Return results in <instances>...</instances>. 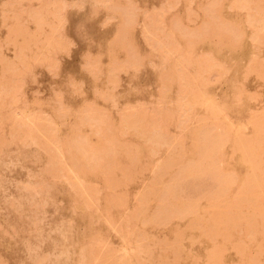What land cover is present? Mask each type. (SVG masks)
I'll return each mask as SVG.
<instances>
[{"label": "rangeland", "instance_id": "374dc122", "mask_svg": "<svg viewBox=\"0 0 264 264\" xmlns=\"http://www.w3.org/2000/svg\"><path fill=\"white\" fill-rule=\"evenodd\" d=\"M2 1H4V3H2V5H0V7H1L0 8V10H1L0 11V24L2 23L1 26H0L1 27L0 28V38H1L0 39V50H1L0 51V57L9 56L10 55V52L7 51L8 50L7 48L9 46H8V44H5V43H7V39L9 38L8 32H9L10 29H8V27L10 28L11 23L13 24V19H11V18H15L14 22H16L18 20L20 21L21 18L22 19L23 18L25 19L26 18V14H27V17H28L27 19H29V17H30L29 15H31L30 13H34L38 17H45V16H47L50 7L54 3L58 2L59 0H9V1H7V0H0V4H1ZM6 1H7V3H5ZM60 1H62V0H60ZM96 1L97 0H93L94 5L93 6L90 5L89 7H90L91 10L93 8H95V10H97L98 17H97V20H96V23H95V30L98 33L103 34V40L105 42L103 46L102 45L95 46V45H93V43L90 44L91 40H90V37L88 36V33L87 32H84V31H81V25H75V27H74V29L72 31L73 35H69L68 38H64V39L61 38V40L63 39L62 43H65L64 41L67 42V45L68 46H67L66 50L62 48L63 50L59 49L57 52H54V51L51 52V53L48 52V55L50 53L49 57H52L53 56L52 58L55 57L56 59L55 58L54 59L55 60H58L57 62H55V64H54V61L55 60L53 61V63L50 62L51 60H47L46 61V59L48 57L47 54H46L47 56H46L45 61H42V64H41V62H39L38 59H37V57L34 55V52H39L38 49H35V48H38L39 47V44L36 43L34 45L33 42H31V43L29 42V44L27 45V47L28 46H31V47L30 48H26L27 50H24V53H26V54H23V56L26 55L25 58H26V60H28L27 63H29L28 65H29L30 70H29V68L27 69V68H24L21 65H17V67L15 69L16 73L14 72V74L17 75L20 72H25V74L24 73L23 74H20L17 77L16 76L15 77H12V76L9 75V78H6V77H8V74H10V73L9 72H5V71H3V70L0 69V71H2L0 73H1V75H3L2 78H0V81L6 82V81H8L10 79L11 80L10 82L12 84L13 89H15L16 83L18 84L19 81H22L21 84H19L21 86L19 87V85H18L16 87V88H19L17 94H14V92H16L15 91L16 89L13 90L14 91L13 94H12V89H11V95H14V96L17 95L19 97V98L18 97H13V98L10 97V98H12L13 101H14L15 98H17V100L15 101V104H14L13 101L12 102L10 101L11 99H9V97H8L9 96V93L8 94H4V92H6L7 90H9L8 88H7V90L5 89V91L3 90L4 92L0 90V103L2 105V106L0 105V107L2 108V110L0 108V116L3 114L2 116L4 117V114L6 115L5 112L9 113V114H7V116L8 115H11L12 116V117L11 116H8V118L11 117L10 118L11 120H9L8 118L6 119L5 117H7V116H5L4 117L6 119L5 122H4L5 119H2V117H1L2 121L0 119V121L2 122V126L0 125V128H2L1 130H3V128H4V130L2 132L0 130L1 134L3 133V135L0 134V150H1L0 152H2V153H0V227H1L0 228V257H1L0 258V264L2 262H3V264H36L38 262H36L37 261V259H36L37 256L35 254H37L38 256L41 255V257L43 256V258H44V256L46 257L47 253L50 254V255H52L49 251L54 250L53 249L54 245H56V250H54V251H56L55 254L59 255L60 254L59 251H60L62 253V255H64V256H62L60 254L58 257H55L56 259L57 258L59 259L58 261L61 264H76V262H78L79 264H85V263L86 264H99L100 261L102 262V260L99 259V258L103 257V259H104V256H105L104 253H106V254H109L110 253L115 258V260H112L111 258H113V257L111 255H110L111 257L110 256L107 257V258H110L109 260L106 259L107 262L109 261V262H111V264L112 263L113 264H116L115 261L118 262L117 264H123V262L124 263L126 262V264L127 263L128 264H142V263H145V264H151V263L156 264L158 261H160L161 259L165 258L163 256H167L166 258H168V260L167 259L166 260L169 261V262H170V260H173V261L175 260L176 262H173V264H188V263H191V264L192 263L193 264L194 263H197V264H206V262H205L206 257H207V260L206 261H208L207 264H211L213 262L215 264H219V263L220 264H230L232 262L235 263L236 261L238 263H235V264H239L240 261H241L240 264L241 263L242 264H246V262L248 264L249 263L248 261H250L251 259H254L256 257L258 258V261L260 262L259 264H263L262 261L264 260V254H263L264 252L262 253V251H264V249H263L264 247L261 248L262 251L260 250V248H258L260 251L257 248H255V247H257L256 246V243L260 240L261 235L258 236L259 235V232L257 233V232H254L253 231L254 234L255 233L258 234V235H255V238H253L252 235L249 234L250 231H248V229L245 228V229H247L248 232L247 231H244V232H247L252 237V239L254 240V242H255V240L257 241L255 243L254 242L252 243V240L250 239L251 241L249 243V240H248L249 238L245 240L243 238V236H242L243 231H241V230H243L242 227L244 226V225L243 226H241V225L246 223V222H243L244 220H242V218H243L242 216L244 215L243 213H248L247 215L250 216L252 214L250 213V215H249V212H252V210L253 209L255 210L256 208L253 207V209L250 210V207L248 206L249 209L247 208L248 209L247 210L245 208L247 210L246 211L241 206H243V207H247V206L239 205L241 207L240 208V207L236 206V204L233 203V202H235L234 200H236V197L238 198V196L242 193V189L240 190V187H241L240 184L246 178L245 176H247V173L248 174L250 173V171H247L246 170V166L247 165L250 166V164L249 163L246 164L245 162H243L240 159L242 157L241 156L242 154L240 155V151L239 150L236 151V146H237L236 144H238L237 143L238 141H236V139L239 138V137H240L239 139H242V136L241 135L243 133H244V137L243 138H245V140L246 139L251 140V141H248L247 140L248 142H253L254 141V144L251 143V145L253 144V147H257L258 150L260 149L259 151L262 150V152H258L257 148L255 150L253 148V151L255 153H256V150H257L258 153H256L257 156L256 155L255 156L257 157V159L258 158L259 159L258 160L255 159V161H253L252 163L255 164L258 161L256 163L258 165V167H259L258 170H260V167H261V170L263 169L262 170V174H263V178H264V172H263L264 171V167H263L264 166V149H263V147H264V137H263L264 133H262L264 131V126H262V125H264L263 124L264 123V119L262 117V116H264L263 115V113H264V79L263 78L264 77H262V76H264L263 75L264 72L262 73L261 76H259L260 72H262L261 70L264 68V66H262V68H261L260 65H259V63H261V65L262 64L264 65V16H262V14H261V12L263 11L262 9L264 8V0H261L263 2H261L260 0H247V2H248L249 5L246 4L247 2L245 3L244 0H243L244 3H242L243 1H241V0H237V1L234 0V3L232 2L233 0H221L222 1L221 4H220V2H217L219 4L215 7V9L214 8H210V6L207 5L208 4V1L210 2V0H206V1H204V0H192V2L190 0L189 1L188 0H175V1L174 0L173 1L172 0H166V1H164V0H134L135 4L133 3L134 6L132 5L131 8L134 7V8H136V10L134 9V10H130V11L131 12L132 11L133 12L135 11L134 12V15H137L136 18L135 17H131V16H133V14H131V16H130V14H127V11L129 13V9L123 7L125 3H128V5L130 3V5H131V3H132L131 1L132 0L131 1H128L127 0L128 2H126V0H123V2L122 1H118V0H112V1L108 0V2H107V0H100V1H97V2ZM183 1H185V2H183ZM212 1H214V0H211V3L215 6V4ZM239 1H241V2H239ZM64 2H66V1L64 0ZM64 2L62 1L61 4H63ZM190 2H191V5H190ZM10 3H11V8H10ZM172 3H174L176 5H174ZM187 3L189 5H187ZM205 3H207V4H205ZM239 3L240 4L242 3L244 5L246 4L248 6V11H246V14L248 12V15H250V17L248 19L246 18L247 16L245 17V10H247V7L242 8L243 6L241 5V8L240 9H238V7H239L238 6L235 9L232 8V10H229V8H228L229 5H231V6H233L235 4L240 5ZM7 4H8V6H7ZM169 4H172V7H169L170 6ZM198 4H201V5H199V8H197V5ZM203 5L206 6V7L203 8ZM226 5H228V6H226ZM4 6H6L7 8L4 7ZM189 6L191 8H188ZM214 6H212V7H214ZM219 6H221V7H219ZM76 7H71L69 9L73 11V14L75 15V17H80L81 14H83V12L85 10L82 7H77V8ZM185 7L189 9V10L187 9L188 11H186V12L184 11ZM208 7H209V10L210 11L213 9V10H215L214 12L216 13V15H215V13L213 11H211V12H213L212 14L210 13L212 15V18L215 17L214 19L210 18V19L213 20V21L211 20V22L214 23V21L217 19L216 16L218 17L217 20H220L221 19L220 20V24L218 23L219 21H215L216 24H218L217 25L218 27L217 26H214V25H216L215 23H214V25H212V23H210V22L208 23V21H210L209 20V17H208V13L206 14V12H207L206 10H207ZM217 8H218V10H216ZM126 9H128V10H126ZM139 9H141V10H139ZM190 9H193V10H190ZM241 9H243V10L241 11ZM5 10H8L9 12L7 11L8 12L7 13ZM260 10H261V12H260ZM2 11H3V13H1ZM188 12H189V14L192 13L191 14L192 17L190 15H188ZM5 13H6V15H5ZM263 13H264V11H263ZM3 14H4L5 18H2ZM204 14H205V16L207 15L208 18L205 17ZM128 16H130L131 17L130 19H132V20H125V19H127ZM19 17H21V18H19ZM187 17L189 19L193 20V21H190L189 19H187ZM6 18L10 19L11 21L8 20V19L6 20ZM173 18H176L175 21L177 23L178 22L180 23V24L175 23V24L178 25L176 27H178V28L180 27L181 32L183 30V33L184 34L186 33V31L184 32V28H185V30H187V29L188 30H191L192 29L193 31H188L187 30V32H188L186 34L187 36L184 35L183 33H181L179 30H178V33L176 31H174V30L172 32L171 29L174 28V27H172L173 25L171 24L172 25L171 26L170 23H172V21H174ZM184 18H186V19L184 20ZM195 18H197V19H195ZM2 19L4 20V23H3ZM120 19H122V20L120 21ZM170 19H171V21H169ZM223 19H224V21H223ZM123 20H125L124 25L122 24V21ZM188 20L191 23L188 22ZM180 21H182V22H180ZM203 22H207L208 23V26H209L207 28L208 30L205 29L207 27V24L206 23H203ZM229 22H230V25H229ZM201 23L204 25V27H202V28H204L205 30L204 29H202V30L200 29V27L202 25ZM231 23L233 25H231ZM63 24H62V27H63V30H64V28H66V23H63ZM121 24H122L123 27L130 28L127 33H124L123 32L122 35H126V36L119 35V32L120 31H118V30L121 28L120 27ZM199 24H200V27H199ZM235 24H236V26H235ZM221 25L223 26V30L220 32L219 30L222 29V27H220ZM27 26L30 28L29 32L32 33L31 32L32 29H33L32 26H30V24H28V23H27ZM226 26H227V30L225 28ZM228 26H230V27L228 28ZM117 27H118V29H117ZM215 27H217L218 30H216ZM233 27H235V28H233ZM237 27H239V28H237ZM210 28L213 29L212 30L213 32L210 30ZM231 28L234 29V30L235 29H238L239 30V32H238L239 36L243 35V37L242 38L240 37V39L237 40L239 38L238 37V34L236 33V30H235V32H232L233 30ZM150 29H151V31H150ZM197 29L200 30L201 33ZM230 29H231V31L228 32V30H230ZM6 30H7V33H5ZM116 30H117L118 33L116 32ZM131 30H133V32H131ZM194 30H196V31H194ZM203 30L204 31H209L210 30L213 34H209L210 32L209 33L208 32H205L206 34L208 33L207 35H208L209 38L208 37L204 38L206 34H204V36H203V34H202V31ZM214 30H215V32L216 31L217 32L214 33ZM223 31H227V33L226 32L225 33L228 36L230 35V33L231 34L232 33H235L237 35L235 37H238V38L235 39V37L233 36L234 37L233 38L234 40H232L231 39L232 36H229V37H231L230 38L231 41L230 40H227L224 37L226 35L223 36L224 33L221 34ZM158 32H159L160 35L158 34ZM251 32H252V34H251ZM128 33H129V35H128L129 40L128 41L130 43L132 42L131 45L134 46V47H136V48L131 47L130 45H128V44H130L129 42H127L128 44H126L125 47H127V46L128 47H131V48H128L127 47L126 49H128V50H131V49L134 48L135 51L134 50H132V51H134V52L137 51L136 52V55H135V53H130V55H128L129 53L124 52L125 49L123 51V49L121 48L124 45V43L127 41V34ZM165 33H166V36H165ZM168 33H171L170 34L171 36L168 35ZM199 33L202 36V38L199 37L200 39L198 38V36L200 35ZM217 33L221 34L222 37L221 36L215 37V35H219ZM253 33H254V35H253ZM161 34H163V35H161ZM177 34H179L180 36L177 35ZM197 34H199V35L197 36ZM249 34H251V35H249ZM149 35H150V37H149ZM155 35H156V37H155ZM209 35H211V36H209ZM98 36H100V35H98ZM162 36H164V37H162ZM167 36H169L170 38L172 37L173 39L171 38V40H170V38H167ZM184 36H186L187 38L184 37ZM124 37L126 38V39H124V41L125 40L126 41L124 43H122V45H121V42L120 41H122ZM160 37L163 39L162 42H161L162 39L160 40L161 43L164 42L165 44H167L168 41L171 42V41L174 40L171 43L173 45L175 43V45L173 46L170 43V45L172 46V48L170 46V49H168V47H165V45L164 46L163 45H160V44L158 45L157 38L159 40ZM178 37H180V38H178ZM182 37L183 38H186V39H182ZM190 37H192L194 39L193 40L191 38L192 41H195L196 40L199 43L194 44L196 41L193 43L191 41ZM152 38L153 39L156 38V41H155V39L152 40ZM5 40H6V42H5ZM149 40H152V41H149ZM166 40H167V42H165ZM186 40H188V42L190 41L191 43H188ZM152 42L154 44H152ZM177 42H178L179 47L177 45ZM226 42L230 43L231 46L228 44L229 47L226 48ZM115 43H116V45L118 43L119 44L117 46H115ZM219 43H221V45H218ZM192 44H193V46H192ZM119 45H121L120 46L121 49H118L119 48ZM32 46H36V47H32ZM108 46H110V47H108ZM161 46L163 47V49L170 50V51H168L169 54L166 53L167 54L166 55L165 52H167V51H164L161 48ZM173 47L176 48V49H174ZM179 48L182 50V51L180 50L181 52L178 50ZM184 48H187L186 49L187 51H184ZM220 48H222V49L220 50ZM107 49H108V51L110 53H107L108 52ZM211 49H214V52L215 53L212 52ZM128 50H126V51H128ZM174 50H176V51L174 52ZM111 51H113V54L111 53ZM177 51H179L180 53H178ZM190 51H192L194 53L193 54L194 56L192 55V52H190ZM184 52L185 53L186 52L190 53L189 56H187L188 53L185 54ZM202 52H204L203 53L204 56L202 55ZM207 53H210V56L211 57L213 56V58H212L213 60H210V61H214L216 59V63L212 62V64L214 63V65L213 66L210 65V68L209 69L211 70V68H213V70H211V71L208 70V72L207 71L205 72L204 70H207L208 69L207 66L209 67V64L211 62L208 60L207 63H202V65H201V64H199L198 61H200V59L202 57H203L202 59L207 58L209 56ZM252 53L255 54L256 56L255 55H252ZM97 54H98V56H100V59H99V62L100 63L96 60V58H99L97 56ZM146 54H147V56H146ZM178 54H180V55L182 54L185 57L181 58L182 56L180 57ZM205 54H207V57H205ZM124 55H126V56H124ZM138 55H144L143 56V59L142 58L139 59L138 58ZM31 56L33 58H36L37 59L36 62H35L36 65L33 64L34 61H35V59H34L33 62H32L33 59L32 58L30 59ZM86 56H87V58L89 57L88 60H87ZM130 56H132L131 58H133V59H129ZM134 56L137 57L138 59L136 60L134 58ZM192 56H193V58H192ZM250 56H251L252 59L255 58V57H257V58H260L261 57L263 60L261 61V58H260V60L259 59L257 60V58H255V59H253V61H250L251 60ZM125 57H126V59H125ZM160 57L163 58L164 63L161 61L162 59ZM175 57H176V59H175ZM189 57H190V59H189ZM43 58H45V57H43ZM52 58H50V59H52ZM177 58L182 61L181 64L179 63L180 60L178 61ZM196 58H197L198 61L196 60ZM208 58H210V57H208ZM185 59H187V60H185ZM90 60H91V62H90ZM117 60H118V62H116ZM254 60L256 61V64H255ZM140 61H141V64L138 63ZM171 61H174V62H171ZM194 61L197 62L196 63L197 65L195 64ZM218 61H219L220 64H222L224 66V68L225 67L227 68V71H225V69L223 70L222 69L223 67H221V65H220V68L221 69L218 70V68H219V67L217 68ZM257 61H259V62H257ZM46 62H49V63H46ZM112 62L114 63V65L118 66L117 68H119L125 62L124 65H122V66H124L126 68V69L124 68L126 70L125 73L123 72V70H124L123 68H119V70H122L120 72H119V70L117 72V68H116L115 69L116 72H114L115 70L113 71V69L116 66H114ZM131 62L132 63L134 62L132 66H131ZM50 63L51 64H54V65L58 64V65H56L57 66V69L56 70H55V66H53L54 69H53V72L52 73L56 72V73H54L55 75L52 74V73H49L52 70L50 68ZM117 63H121V65L119 66ZM135 63H136V67H133L135 65ZM185 63H186L187 66L188 65L189 66L188 67H185V69H184V67H181V66H183V64L185 66ZM46 64H48V66H49L48 68L51 69L50 71H48L49 69L46 68V66H45ZM95 64L96 65L98 64V65L95 66ZM125 64H127V67L125 66ZM161 64H162V67L160 66ZM215 64H217L216 67H214ZM157 65H158V67H157ZM198 65L201 68L202 67L204 68V69L202 68L203 70H201L202 73H200V71H199L200 70V67H198ZM93 67L97 68V70L95 69L96 71H94ZM169 67H170V69L171 68H173V69L170 70ZM0 68H3V65L2 64L0 65ZM17 68L19 70H21V69L22 70L19 72V70ZM133 68L136 69V70H134ZM181 68H183L184 70L181 69ZM205 68H207V69H205ZM25 69H27L28 71L25 70ZM186 69H188V71ZM191 69L192 70H197V71H195V72L193 71L192 72ZM132 70H134V71H132ZM88 71L91 72V73H89ZM97 71H99V72H97ZM146 71H149L152 74L149 78L145 77V74L144 73H146ZM170 71H172V72L174 71L175 73H178L179 72L178 73V76L179 77L180 76L184 77L185 74H187V75L185 76L186 78L181 79L182 77L179 78L177 76H173L174 74L172 73L173 75L172 74L171 75L174 77V79H172L173 78L172 76L170 78L167 77L168 75L170 76V74H168ZM181 71H185V72L183 73ZM224 71H225V75L222 76V74H224ZM263 71H264V69H263ZM108 72L110 74H108ZM96 73H97V76L95 78L94 76H95ZM195 73H196V76H197L196 78L194 76ZM90 74H91V76H90ZM114 74L116 75V77L114 76ZM161 74H162V76H161ZM179 74H181V75H179ZM190 74H192V75H190ZM83 75H84V77H83ZM106 75L107 76L109 75L110 77H107ZM198 75H199V77L202 76L200 78L201 81H202V79L205 80V77H207L208 79H206V81H204V83L203 82H200V80L198 79L199 78ZM31 76H33V78ZM113 76H114L115 79L112 78ZM120 76L124 78V81L123 82H118ZM191 76H193V79H192ZM219 76H220V78H219ZM81 77H83V78H81ZM162 77H165V79H169V82L172 80L173 82H170L171 83V86L168 83H166V84H168L167 85L168 87L167 86L165 87V85L163 87L160 86V85H163V84H160V83H162L160 81V79ZM175 77H176L177 80L175 79ZM190 77H191V79H189ZM4 79H5V81H4ZM81 79L82 80L84 79V81H81ZM108 79H109L110 83H109V81H108V83L106 82V80H108ZM111 79L112 80L114 79L112 81L113 82L112 84L113 85L115 84L114 86L111 84ZM116 79H117V83H114ZM188 79L191 80V81L189 82ZM262 79H263V81H261ZM54 80H58L59 83L61 84V88L64 89L67 93H73V91H76L75 93H73L74 94L73 97L71 96L73 98L72 101L69 103L71 105L69 107L67 105H64L65 107L64 106L63 107L61 106L62 107V110H63V108H65V109L68 108L65 111L63 110V112H65V114L63 113L65 116L64 115H61V113H60L61 108L59 109V114L60 115L58 114L57 110H55V109L59 108L58 107L59 104L62 103V105H63V103H64V99L62 97H60V96H56V93L54 95V98L52 100H50L51 102L47 103V105H39V104L36 105V104H34V101L36 102L38 99L44 98L45 95L43 94L42 91H44L45 89H48L49 92H52V94H54V90H53L52 85H51V82L54 81ZM161 80H163V79H161ZM185 80H187L188 84H187V82ZM69 81H70V83H69ZM176 81H177V84H176ZM166 82H168V80ZM72 83H73V87L74 88L71 85ZM128 83H130V84H128ZM199 83H203L204 85L206 83L207 85L203 88L204 85L201 84L202 85V87H201V85L199 86ZM132 84L135 87H131ZM164 84H165V82H164ZM183 85L185 87H183ZM188 85H190V86H189L188 89H186L188 87ZM4 86H6V85H4ZM77 86H79L80 88L77 87ZM194 87H200L199 89H202L203 90L202 93H201L200 90L197 92V88H194ZM84 88H86V90H84ZM134 88L141 89V90H143V92H145L144 93L145 97L140 100L141 102L140 101H137V103H135L136 101H132L130 99L128 93L131 92ZM241 88L243 90L240 91ZM163 89H166V92L167 93ZM191 89H192V91H195L197 93L200 92V93L198 95H196L197 93L193 92L194 94H192V93H190ZM92 90H93V92H92ZM159 90L161 91V94H162V95L160 94V96H158L159 93H160ZM245 91H247L249 93H246ZM253 91H255V92H253ZM20 92H22V95H20ZM236 93H237V95H235ZM188 94L196 95V98H194L192 96H189ZM250 95H252V97ZM149 96H150V98H149ZM234 96L237 97V99H238L239 102L235 100L236 98ZM248 96H250L251 99L253 98V99H256V100L249 101V97ZM2 97H4V101L2 100L3 99ZM55 97H57V98H55ZM59 97L61 98V100L59 99ZM161 97H163V99H161ZM198 97L199 98L203 97L204 101H203V99H200L201 102H198L199 101V98ZM8 99H9V101H8ZM102 99H104V101ZM106 99H110V100H106ZM156 99H158V101ZM190 99H192V100L190 101ZM6 100L9 102V104L6 102ZM55 100L56 101L58 100V103L59 104ZM88 100L89 101L91 100V101L90 102H87ZM159 100H161V101H159ZM2 101L4 102V104L2 103ZM92 101L95 103V104L93 103V106H96V107H93L94 109H92V108L90 109L89 108V106L90 107L92 106V103H91ZM155 101H157V102H155ZM113 102H114V104H113ZM138 102H139V104H138ZM143 102H144V104L142 105ZM149 102H151L152 105L151 104L146 105V103H149ZM10 103H12L11 106H10ZM82 103L84 105L86 103V107L85 106H82L83 105ZM88 103H89V106H87ZM199 103H201V106H200ZM132 104H134V105L131 106ZM194 104H196V106ZM122 105H123V107H124V105L126 106L125 108H126L127 111H124L123 107L121 109V106ZM209 106H211V107L213 106L214 108H216V112L215 113L213 112V113L210 114V112L212 111V108L213 107L211 108V111H210V109H209L210 107ZM133 107L134 108H137L139 110L136 109V111H135ZM199 107H201V108H199ZM220 107H222V108H220ZM84 108L86 109V111H85ZM101 108H103V110L101 111L102 112V119H101L100 116L98 117V115H100V114H98V111L101 110ZM128 108L133 109V111L130 112L131 109L128 110ZM144 108L145 109L147 108V109L144 110ZM203 108H205V112H204V109ZM89 109H90V111L93 110L94 112H97V116L95 115L94 112L92 114L89 111L87 112V110H89ZM193 109H195V110H193ZM249 109H251L252 111L250 112ZM104 110H106V112ZM217 110H220V111L217 112ZM221 110H222V112H221ZM39 111L43 112V117H41L42 114H41V112L39 113ZM82 111L85 114L87 112L88 114H91V115H89V116H88V114L85 115V114L81 113ZM192 111H193V113H192ZM214 111H215V109H214ZM119 112H122V113H119ZM128 112H129V114L135 113V115L138 116V117L141 115L139 117L140 119L138 121L139 122V125H142L143 122L146 120V117H147V120L144 122V126H146L145 124H147V123L148 124L150 123V124L147 125L149 128L146 129V127H145V130H144L145 133L143 132V134L145 136L147 134L146 132L149 131L150 134H151V130H152V132L153 131L155 132L157 130L156 133L158 134V131H159V133H162V137H163V135L166 136V137L169 135L170 136V137H168L169 140H165L166 138L162 139L163 141H160L161 139H158L159 141L157 139H153V142H152V141H149L144 136L141 137V135H138V133L135 134V132H136L135 130H134V132L133 131L130 132L131 131V128H129V131L126 130L128 128L126 126L123 127L124 124L122 126V123H123L122 122V120H123L122 117L124 118L127 115ZM136 112H137L138 115L136 114ZM141 112L142 113L144 112V113H147V114H142ZM219 112H221V114ZM80 113H81V115H80ZM116 113H117V115H116ZM123 113H124V116L122 115ZM218 113H219V115H218ZM222 113L223 114L224 113L226 114V118L223 117L225 114L223 115ZM51 114H55L56 116L58 115V118L61 117V119L60 118L58 119V123L56 122V124H58L60 126V129L61 130L59 128H57V126H56V128H54L52 126L54 123L51 121V118H50L51 117ZM74 114H76V116ZM107 114H109L110 119H108V117H106V116H108ZM192 114H194V115L195 114L196 115L201 114V115H199L197 117H194V115L192 116ZM212 114H215V116H211ZM78 115L79 116H83V117H89V118H85V119L82 118L83 119L82 120L81 118H79ZM142 115H146V116H142ZM149 115H151L152 117L149 118L148 117ZM249 115L252 117V119L254 118L253 121L250 119ZM33 116H34V120H36V122L34 120H32ZM202 116H204V119L200 121L199 119H202L203 118ZM38 117L41 120V122H39L37 120ZM40 117L41 118H44V120H46V122L43 121L44 122L43 123L42 122V119ZM76 117L79 118V121H81V120L84 121L85 120V123L81 121V123L82 124L84 123L85 125L83 124L82 126H80L79 125L80 122L78 123V118L76 119ZM143 117H145V119ZM198 117H199V119H198ZM211 117H213L214 120H212L213 118H211ZM261 117H262V119H261ZM206 118H208L209 120L205 121ZM216 118H218V120H215ZM12 119H13V121H12ZM259 119H261V120H259ZM31 120H32V122H31ZM101 120H103V121L106 120V122L102 123V122H100ZM107 120L110 121V122L108 123ZM119 120L121 122L120 124H118L119 123ZM150 120H151V122H149ZM211 120H212V122H211ZM255 120H259L257 122L260 123V126L261 127L258 126L259 124L257 122H256V125L253 124V123H255L254 122ZM48 121L49 122L51 121V123L48 124L47 123ZM218 121H219V124L217 125V122ZM248 121L249 122H253V123H251V125H253V127L249 124ZM61 122H62V124H61ZM63 122H64V124H63ZM228 122H230V123H228ZM9 123L13 124V127L16 125V129H15V131H16V137H15V135L14 136L12 135V133L15 134L14 133V128H13V130L8 131V130L11 129L10 126H9V128L7 126V124L9 125ZM38 123L39 124H43L42 126H44L45 123L46 124H45L44 128H36L35 126ZM75 123L78 125L77 126L78 129L76 128V124ZM204 123L205 124L207 123V124L205 125ZM231 123H232L233 127L230 125ZM241 123H242V127L240 125ZM246 123H248V125ZM261 123H262V125H261ZM73 124H75V130L77 129L76 130L77 132L74 130V128H72ZM103 124H105V125H103ZM107 124H111L112 126H115L116 129L113 128L111 125H109L110 127H112L110 129V131L111 132L114 131L113 133L109 132L108 130H107V132L104 131V129H106L105 126ZM211 124H213V125H211ZM215 124L217 126H220V127H217ZM225 124L227 126H225ZM228 124L231 126V129L232 130L230 129L228 131V128H230V126H228ZM47 125L48 126L50 125L49 126V129H48ZM200 125L201 126L204 125V127L202 126V129H201V127H198ZM237 125H238V127H241V128L236 127ZM254 125H255V127H254ZM33 126L35 127L36 130L35 129L34 130L32 129ZM101 126L104 127V129ZM144 126H142V128ZM243 126L246 127V130H242L244 128ZM151 127H154L153 128L154 130ZM235 127H236V129H234ZM29 128H30V130H29ZM45 128H47L49 131H51L52 136H51V134H48L49 131L46 132L47 129H45ZM79 128H80V130H79ZM198 128H200L199 129L200 132H201V130L205 131L204 129H206L205 132H207V133L210 132L209 135L217 136L219 138L221 137L220 139L222 140V143L220 145H222V144L223 145L221 147L222 148L221 149V152L218 151L219 153L216 154L217 156L215 155L216 157H218V159L216 157H214L215 158L214 159L215 161L218 160V163L216 162L217 165L215 163H214V165H215V168H217V167L219 168L220 167V163H221L220 170L222 171V173H226V172L228 173L229 172L228 173L229 175L226 174V176L227 175H228V177L231 176V178L233 179V181L236 180V182H235L234 185L231 184L233 186H230V184H227L228 186H230V188L228 187L227 188L228 189L227 191L225 189L224 190V193L225 192L226 193L225 194L223 193L224 196H223V194H221L222 195V197H221V195L218 196L217 193H215V192H218L217 190H218L219 187L218 188H215V187H217L216 185H218V184H217L216 181H214V179H211L210 180V177L207 178V176H202V177H204V179H203L201 176H199V177H201V180L200 181H198L200 179L199 177H197L193 181V183L194 182L196 183V185L194 186V189H193L192 186L190 188V185L189 186L188 185H185L186 187L185 186H181V188L180 187L178 188L180 191L178 189H176V190H178L177 192L175 191L176 194L178 192H180L179 194L182 193L181 195L183 196V198L186 201V203H188L189 205L188 204H185L184 200H183V202H182V200L180 201V199L178 200V197L180 195H178V196H176L174 198V200L176 198H177V200H175V201L172 200V203L174 202L173 205L176 204V206H177V204H178V207H180L182 204L183 205L185 204V206H187V205L188 206L193 205V206H191V208L194 207L195 210L194 209L191 210V208L189 207L190 209L189 208L186 209L188 211L187 212V211H185V208H180L181 210H183V212L185 211L186 215L188 213L189 216H185L184 213L182 212L183 213L182 214L183 218L181 216H179V214L176 217L177 212H175L176 214H174V215H175L176 218H172L171 220H169L168 221L169 223H166V222L163 223L162 222L164 224V226L161 227L160 226V222H159V224L156 223L157 220H155V223L157 225L154 223V221H153V224H151L152 222L150 221V219H151V216L153 214H151L150 218L149 217L147 218L146 215L149 216V213L152 211V209H156L158 207V205H159V202H158L159 199L157 200V198L159 196L157 197L154 193H152L153 191L156 192L157 190H156L155 186H154L155 189L153 188V186L151 187V185H156V183L158 182L157 179H159V177L155 178V174H157L159 172V168H160L161 165H164L166 163H167V165L168 164L170 165V163H172L171 164V165H173L172 168H171V165L170 166L168 165L169 166L168 169L171 168L173 170L170 169L169 171H167L168 172L167 175H166V172L164 171L165 172V176L164 177H162L160 175L161 176V178H160L161 180H159V183L158 184L161 185L160 183H163L164 185H166L165 183H167V181L171 179L170 177H174L175 175H177V171L174 170V169H176V167H177V170L178 171H181V170H183L184 168L187 167L188 162L190 160H192V161L195 160V162L198 160L197 157H199V156H197V155H199V154H193L194 157L191 156L192 154L190 155V152L193 151L194 148L192 149V147H191V146H193V144H189V140H191V138L189 139V137H193V139H192V141L190 143H193V140L195 139L194 140L195 141V145H194L195 146V149L194 150H196V149H198V148H196L197 145H198V142H203V141L206 140V136L205 135L199 134ZM208 128H211L212 131H210L211 129H208ZM255 128H256V130L258 128H260V131H261V132L259 131V133H261L260 135L257 132L259 129L256 131V133H257L256 135L259 136L258 138H256L257 136H255V133H254ZM37 129H38V131L41 132L42 135L40 134V132H37ZM113 129H115V130H113ZM148 129H150V130H148ZM224 129L226 131H224ZM261 129H263V131ZM44 130H45V132H44ZM55 130H56V134L54 135L55 132L53 133V131H55ZM24 131H25V134H24ZM78 131H79V134H78ZM123 131H124V135H127L128 133H130L131 134L130 135L131 137H129L128 136L129 134H128L127 136H125V137L123 136V138L122 137L120 138V135L122 136ZM127 131H128V133H127ZM193 131H194V133L198 131V133H195L194 134ZM234 131H235V134H236L235 136H238V137H236V139H235V136H234ZM237 131H238V134H237ZM33 132L35 134L38 133L41 136H38V135L35 136V135L32 134ZM101 132H104V133H101ZM205 132H201V133L203 134ZM227 132H229V133H227ZM28 133L29 134L31 133L30 135H32L31 137L33 138V141H32V138L30 136H28ZM90 133H92V134H90ZM125 133H127V134H125ZM133 133L135 134V137L137 136L136 138H138V136H139V137H141V139L142 138H145V139H142V140L141 139L140 140L139 139H136V138H134ZM248 133H249V135H248ZM74 134H77V135H74ZM81 134H83V135H81ZM109 134H111V135H109ZM150 134H147V135H150ZM190 134H192V136H190ZM10 135H11V139H13V141L10 139ZM46 135H48V137H46ZM84 135H85V137H84ZM103 135H105V136L103 137ZM106 135H108V138L110 136H112L111 137V141L112 142L111 141H108V143H112L113 144V145L111 144V146H112V147L110 146L111 148H113V149L116 150L117 147L119 146L118 149H117L119 152L116 151L118 153V155H120V154H122V152H124V150L122 152H120V150H121V148L124 149L123 147H126L125 145H127V142H128V145L127 146L129 147V150H130V144L131 143H132L131 144V150L132 149H135L136 147L137 148H141L144 145L147 146V142H148V144H150L149 146H147L148 147L147 148L148 150H149V148L151 149L149 152L146 151L147 149L144 148L145 146L142 147L140 149V151H139V149L136 150L137 152L135 150H132L133 152L135 151V154L134 155H132V151H128V153L131 154L130 155L131 156L130 158H127V157H129V154H127V150H128V147H127L126 148L127 150L125 149V151H126L125 152L126 153L125 155H127V156L126 157L123 156V161H122L121 155L119 156V160H118L117 159L118 158L117 157L118 156L117 153L114 152V150L112 151V149L110 148L111 151H112V154H113V152L116 153L115 154L116 155L115 158L113 157L114 159L111 157L112 160H114L115 162H116V160H118V163L122 167V169L123 168L125 169V170L123 169V171H124L123 174L126 171L127 173L129 172L128 174L132 175L130 178H129V176L127 177V175H124L126 177L125 178L122 175V173H121V170L122 169H118L120 167V166H118V163L116 162L117 165H115L114 162H113L114 165L111 164L112 162L110 163L113 166L112 167L113 168V171H114L113 173H115V175H116L115 177L113 176V178H117V176L119 175L118 172H120L121 175H122V177H124V178H121L120 177V183H121L122 180L123 181L125 180V182L123 184L126 185V183L128 181L129 182L132 181V182H130V184L128 183L127 186L124 185L123 186L124 188L122 187V185L120 187V183H119L118 185L121 188V190L114 183V185L117 187V188L115 187V189L113 187V189H114L113 191H115V193H116V191H118V192L121 191L120 193L122 194V190H123L124 193L127 192L126 193L127 196H125V194L124 195L122 194V196H121L120 193H116V195L120 194L118 196H121L118 199H120V198H123L124 199V198L127 197L126 199H124V200H126L125 202L122 201L124 203V205L123 204L120 205L118 203L119 200L117 202H116L117 199L114 200V198H115L116 195H115L114 192L111 191L112 189H109L108 190V189L105 188L104 182H105V184L107 183L105 179L108 180V176H107V178H105L106 176L105 175H101L100 172H102V173L105 174L107 172L106 169L109 166H107V168L105 167L106 168L105 169V168H103L100 165V166H98L96 168V171L97 172L94 171L95 168H94V170L92 168L91 170H93L94 173H93V171H90L89 170L90 172L88 171V175L86 177H84L82 174H79V173L76 172L77 171V168H79V167H77L76 170L73 169V168H75V165L76 164L74 165V167L72 166L74 163L71 164V162L69 161V157H70L71 152L69 151V155H68V153L66 152V149H65V148H68V149L70 148L69 146H71V139H72V143H74L73 142L74 139H75V143H76V141L79 143V141L76 139V137L82 136L83 139H82V137H78V139L79 140L82 139L84 141H87L89 139L87 142H88V144L90 143L89 145L86 143L87 146H83V145H85V143L84 142H81V145L84 143L82 145L84 148L88 149L89 146L90 147L91 146H94L95 148L94 147L93 148L91 147V149L89 148L91 151L93 150L92 153L89 150H88V152H86V150L83 149V150H85L86 154L85 153L82 154L83 150H81V154L82 155H85L86 157H87V154L88 153H89L90 156L93 155V153L96 155V152H94L95 151L94 149H96L97 151L100 149L99 152H101V149L104 150L102 147H106L105 149L108 148L107 147V146H109L108 143H105L104 142L105 144L103 146L104 139L110 140V138L108 139L106 137ZM247 135H248V137L246 138ZM54 136H56V138H54ZM100 136H102V137H100ZM40 137H42V138L44 137V138H47V139L49 138L48 140H51L52 141V142L50 141L52 143V145H51V143L47 142L48 140L47 141L46 140H42ZM96 137H97V139H95ZM98 137H100L101 139L99 140ZM231 137L232 138L234 137L233 139H235V140H232ZM261 137H262L263 142H262V140H260ZM86 138H88V139H86ZM102 138H104V139H102ZM185 138H187V140ZM223 138H224V140H227V143L225 141V145H224ZM6 139H8L9 141H6ZM36 139L38 140L37 141L38 144H36V142H35ZM177 139L179 141H177ZM258 139H259V141H261V144L263 143L262 145L258 144L259 143L258 142ZM3 140H5V141H3ZM66 140H67V142H65ZM154 140H157V142H155ZM255 140H257V141H255ZM122 141H124V142L122 143ZM130 141H131V143H130ZM145 141H147V142H145ZM234 141H236V142H234ZM6 142H8L7 143L8 144V147L7 148L4 147V146H6V145H4V143L6 144ZM92 142H93V144H92ZM144 142H145V144H144ZM158 142L159 143L161 142L163 144V149H162V146H159V143ZM164 142H166L167 145H164L165 144ZM232 142L235 143V144H232ZM255 142H257V146H255L256 145ZM44 143H49V144H44ZM53 143L54 144H58L57 145L58 146V150L56 149L57 146L55 147V145ZM152 143H153V145H151ZM157 143H158V146H157ZM114 144L117 145L116 148H115ZM135 144L139 145V147L137 145H135ZM162 144H160V145H162ZM41 145H43V146L46 145V148L48 147L47 148V151H50L52 149L51 152L52 151L55 152V153H52L54 155V159H52V156L50 158L52 160L58 161L57 163L60 166L55 167V169L58 168L60 171L57 169V171L59 173H57L56 170H55V172H56V174H60L61 175V177H60L61 179L60 178L59 179H55L54 178L55 176L53 177V175L51 173L45 172V173H47V174H45L44 173V170L45 169L43 170V172L41 171V168L39 169V167H42L43 168L46 165V164L44 165V161L46 160V157H45L46 156V152H44V151H43L44 153L42 152V149L44 147H42V149H41L40 148ZM50 145H51V147H50ZM100 145H101V148H100ZM53 146H54V148H52ZM133 146H135V147L133 148ZM155 146H156V148L159 151L156 148L154 150L153 147H155ZM182 146H183L184 149L185 148L186 149L185 150H181V149H183ZM98 147H99V149H97ZM237 148H238V146H237ZM55 149H56V151H55ZM189 149H190V151H189ZM43 150L46 151V149H43ZM108 150H109V148H108ZM178 150H180V151H178ZM156 151H157V153H156ZM183 151H184V153L182 155L185 154L184 157L180 153V152H183ZM188 151H189V154H188ZM32 152H34V153H32ZM51 152H50V154H51ZM99 152H97V153H99ZM140 152H142V153L140 154ZM198 152H199V150H198ZM231 152L234 153V154H232ZM138 153L140 154L139 157H137L138 156ZM173 153H175V155L179 156L178 159L175 158L177 156H175ZM191 153H195V151L194 152H191ZM229 153H231V154H229ZM66 154L69 157H66ZM76 154H78V153H76ZM105 154L107 155V153H105ZM171 154H172V156H175V157H171L170 158V155ZM222 154H223L224 157L221 156ZM61 155L63 156V158H62ZM78 155H76V157L72 161L77 162L76 159H77ZM135 155H137V156H135ZM97 156H98V154H97ZM97 156H94V157L96 158ZM256 157H254V158H256ZM78 158H80V157H78ZM89 158H91V157H89ZM95 158L93 160H95ZM126 158H127V160H126ZM188 158H189V161L186 162V160H188ZM47 159H48V157H47ZM51 159H49V160H51ZM66 159L68 160L67 162H66ZM176 159H177V161H179V159H181V161H182L181 162L182 163V167L185 166L183 169H181L182 167L180 168L178 166L179 165L178 163H180V162L177 163L178 164L177 166H176V164L174 165V163L177 162ZM52 160H51V162H52ZM60 160H61V162L64 160L65 161L64 163L66 165L63 162H62L63 163V165H62L60 163ZM137 160H140V161H137ZM260 160L263 163V164L261 163L262 165L261 164L260 165L258 164V163H260L259 162ZM132 161H134L133 164L131 163ZM241 161L243 163H245V164H243ZM68 162H70V163H68ZM101 162L102 161H100L99 163H101ZM124 162L126 163V166L125 165H122V163L124 164ZM136 162H138V163H136ZM226 162H227L228 165L225 164ZM45 163H47V162H45ZM48 163L50 164V161H48ZM143 163H145V164H143ZM185 163H187V164L186 165H183ZM53 164L55 165V163H53ZM78 164H79V161L77 162V165L76 166H78ZM131 164L132 165H135V169L132 167L134 169V172L138 171L137 174L139 172H142L141 173L142 176L137 175V174H135V175L132 174L133 170H132L131 167H129ZM189 164H192V162L190 161ZM67 165H68V167H66L67 168L66 169L67 172L64 173L63 170H65V169H63V168H65L64 166H67ZM102 165H105L104 162H102ZM114 166H117V169L119 171H116L115 170L116 167L114 169ZM127 166L129 167V169H127ZM46 167H44V168H46ZM71 167H72L73 171H75V172L71 171L72 170ZM139 167H140V169H139ZM142 167H145L144 168L145 170H143ZM60 168H62V169H60ZM69 168L71 170H69ZM244 168H245V170H243ZM61 170H62V172H61ZM130 170H132L131 173H130ZM218 170L219 169H217L216 171L219 172ZM49 171H50V169H49ZM53 171H54V169H53ZM172 171H174V172H172ZM109 172L110 173L107 172L106 175L113 174V173H111V170ZM163 173H162V175H164ZM172 173H173V175H171ZM232 173H234L235 176ZM53 174H55V173H53ZM69 174H71V175H69ZM230 174H232V175H230ZM243 174H244V176H243ZM63 175H65L66 178H64ZM102 176L103 177L105 176V177L103 178ZM77 177H79L80 179L77 178ZM118 178H119V176H118ZM154 178H155V180H157V182L154 180ZM189 178H191V177L189 176ZM66 179H69V180H66ZM117 179H115L114 182ZM207 179H208V181H207ZM18 180L21 181L22 183L24 181H26L27 184L26 183L22 184L21 182H20V184H17V181ZM74 181H77L76 184L73 183ZM81 181H83L84 183L83 182L80 183ZM240 181H241V183H240ZM109 182H110V179H109L108 183ZM117 182H119V180L116 181V184H117ZM209 182H212V185ZM263 182H264V180H263ZM29 183L31 184V187L32 188H36V189H34V190H31L30 188L28 189L27 187H30V184ZM53 183H54V185H52ZM66 183L69 185V187H71V183H73L76 186L82 184V186H84L85 188H88L89 189L88 192L90 190L92 192L93 189H94L95 192H96L95 194H97V195L99 194V195H98V198H97V196L93 193L94 194V197H92V198H95V196H96L95 200L96 201L98 200L97 201L98 204L96 203L95 200H93V201L90 200V201L93 204L96 203L98 206L95 205L96 207H93V206H90L89 207L90 204L88 202L87 203L89 205H84V202H83L85 200L84 199L82 201V203H83V205L85 207H83V205H81L82 203L81 204L79 203L81 201V197L82 196L81 197L80 196L77 197L76 196L78 194V192H77V194L75 195L76 197L75 196H74L75 198L72 197L74 195L73 193H76L75 191L72 192V190H71V189L74 188V186H73V188H69L68 185H66ZM202 183H204L203 185H205V183H206L207 186L205 185L204 186L205 188H203ZM107 184H106V186H107ZM200 184H201V186H200ZM27 185H29V186H27ZM145 185H146V188H148V186H149V188L151 187L150 188L151 189L150 191L152 193V196L147 195V194H144V195H147L146 197H149V198H146V197H143V198L144 199L146 198L145 200L150 201L152 199L151 197H153L155 195L154 198H153L152 203L147 202L148 204H146V203L143 204L142 202H145L144 199H139V200L137 199L138 196L140 198L141 197L140 195H143V194L140 193V191H142V188H144ZM164 185H161L160 186L161 187V190H162V188H164L163 187ZM208 185L209 186L211 185L213 188L211 186L209 187ZM50 186H51V188H50ZM196 186L200 187V189L198 187H196ZM262 186H263V184H262ZM108 187L110 188L111 186H108ZM187 187L189 188L188 190H187ZM77 188L79 189V187H77ZM182 188H183V190L185 189L186 192L185 191H182L181 192ZM196 188L198 189V191H197ZM207 188H208V190H207ZM210 188L212 189V191H211ZM262 188H263V191H264V186L261 187V190H262ZM40 189H42L43 192L40 191ZM44 189L47 190V191H45ZM78 189H73V190H77V191L80 192L82 190V187H81L80 190H78ZM157 189L160 190L159 186H158ZM192 189H193V191L196 189V191H194V193H193L192 192ZM236 189H238L239 195L233 196V194H235L237 192ZM30 190H31V194H30ZM124 190H126V191H124ZM159 190H158V192H159ZM202 190H204V191H202ZM261 190H259V191H261ZM144 191H146V190H144ZM148 191H149V189H148ZM206 191H211L214 194L213 195L211 193L212 194L211 195L212 197H209V199H213V198L215 199L216 196H217L216 199H218L219 197L220 198L217 201H216V199L213 200V201L207 199V201H206V197L205 196H207L208 193L210 194V192H207L206 193ZM240 191H241V193H240ZM32 192H34V194ZM40 192H41V194H40ZM91 192H89V194ZM109 192L111 194L113 193L115 195V196H113L114 198L112 197L111 194H109ZM197 192L198 193L201 192V193L197 194ZM204 192L206 193V195L204 196L205 198L202 197V195H200V194H204ZM222 192H223V190L222 191H219L218 194H220ZM37 193L40 194V195L38 196ZM142 193H143V191H142ZM35 194H37V196H35ZM89 194H88V196H90ZM132 194H134V195L132 196ZM135 194H136L137 197L135 196ZM159 194H160V192H159ZM226 194H227V196H226ZM263 194L264 193H262V194L260 193V194H258V196L259 195H263ZM30 195H31V197L32 196L33 197L35 196L34 199H33V197L31 199ZM84 195H83V198L85 197ZM228 195H229V197H228ZM25 196L27 198H29L31 201L29 199L25 198ZM134 196H135V198H133ZM106 197H107V199H110L111 202L113 201L115 203H113V202L111 203L110 201L107 202L105 200ZM260 197H263L264 198V195L263 196H260ZM77 198L79 200H77ZM132 198H133V200H138V201L142 200V202L133 201ZM180 198H181V196H180ZM199 198H204L207 203L204 202V200L199 199ZM231 198H232V200H231ZM259 198H258V200H259ZM198 199L201 200V201L200 202L197 201ZM262 199L259 200V201L261 202ZM42 200L44 201V203H46V204H44V206L42 205L43 204L42 203L43 202ZM87 201H89V200L87 199ZM214 201H216V203H214ZM16 202H18V204H16ZM119 202L122 203L121 201H119ZM181 202H182V204H180ZM260 202H259V204H262L264 206V203H263L264 201H262L261 203ZM116 203H118V205H116ZM217 203L219 204L220 207H218L216 205ZM10 204H12L11 205L12 206L11 208H9ZM194 204H195V206H194ZM202 204H204V205H202ZM207 204L210 207L215 204L217 207H216V209H215L214 206L212 207L214 209L207 207L206 209L208 210V213L210 212V214L207 216L206 213H205V215L203 216V221H200L199 220L198 224L201 222V226L203 224L204 225H207L206 227H208L209 225H211L210 227H208V229L212 228V226H213L214 229H217V233L220 234V237L219 238L218 237H215V240L216 241H214V243H211L210 240L208 241V239H210L208 237H210L212 235L211 231H210L211 235L208 236V237H205L204 234H206L208 231L205 230V227L204 226H202V227H204L205 233H204V231H201V233H200V232H198V230L197 231L195 230L197 228L193 229V227H191V229H193L191 231L190 226L188 224V223H190L191 220H193L192 222H195V224H196L195 227L199 226L196 223L197 222L196 220H198V218L195 219V221H194V219H192V217L194 216L193 218H195V215L199 214L198 217L200 216L199 217V219H200L201 218V215L203 214L202 211L203 210L204 211L206 210V209H204V206L206 207ZM259 204H257V205H259ZM17 205H19V206L21 205V207H19ZM71 205H72V209L74 211L73 212L74 214L71 211V207H70ZM144 205H147L146 208L144 207L145 210H146V212H145L146 214H144V216H138V215H141L142 213H144V212H140V214H139V211H138L139 209H142ZM176 206L173 207V209L175 208L174 211H177V210L178 211H181V210L177 209ZM185 206H183V207H185ZM200 206L203 208L202 210H201ZM221 206L222 207L224 206L223 207L224 211H223V209H221L222 208ZM231 206H232V208H231ZM197 207H198V209H197ZM208 208L210 210L212 209V211L214 210L215 212L213 211L211 213V211ZM218 208H220V209H218ZM225 208H226V211L227 212L225 211ZM236 208H238V209H236ZM134 209L137 210V211H134L133 212L132 210H134ZM196 209H197V211H196ZM258 209H259V211H261V210L262 211L261 212H258V210L256 209L257 211H254L253 210V214L256 213V215H258L260 213V215L264 216V214H262V212L264 211V208L261 209V210H260V208H258ZM189 210H191V213H193V212L196 211L197 214L195 212L193 215H191V213H190ZM217 211H218V213H216ZM238 211L241 212V213L243 212V213L242 214H237V216H236V213ZM131 212H133L132 213L133 220H132V217L130 218V213ZM154 212L155 211H153V213ZM223 212H225V214L222 215ZM228 212L231 215H234L235 217H238L239 215H241V222L242 223H241V225L239 227L241 230L235 229L236 231H234V232H238V230L241 231L240 235H237V233H234L229 228L228 225H230L231 224L230 222H232V221L234 223L235 218H234V220L232 219L231 221H229V224H228L227 220L232 217ZM19 213H20V216H19ZM214 213L216 215H218V218L221 221L223 220L224 222H226L228 224L227 225L228 228H229L228 231L231 230V232L233 233V235L231 236L232 238L231 237L229 238L228 237L229 235L227 236L229 238L230 242L234 241L236 243L237 236H239V239L242 238L243 242H245V244H243L244 246H242V249H243L244 252L241 251V248H239V246H237L240 249V251L243 252L242 254L240 253L243 257L237 255L240 251L239 252L236 251L238 253L235 252L236 253L235 254L234 253V250H232L230 248V246H233L232 245L233 243L232 244L230 243V246H229V243H228L229 241L228 240H227L228 242H226L225 239H224L223 241L226 242V243H224V242H222V239H220V238H222L221 233H223V232L221 230V233H220V231L218 229H222L221 227L223 225H225V224H224V222H221V223H223L222 226H221L220 225V220L217 217H215V216L213 217V215H211V214H214ZM228 214L230 215V217H229ZM135 215H137V217H138V218H136V220H134ZM174 215L172 217H174ZM219 215L222 217V219H221V217ZM224 215H225V217H224ZM260 215H258V216H260ZM209 216H211V219L210 220L208 218ZM141 217L142 218L145 217L147 219L144 218V220H140ZM204 218H206V220L207 219L209 220V222H206L209 225L206 224V223H204L205 222L204 221ZM224 218H225V220H224ZM226 218H228V219H226ZM39 219L40 220L42 219L41 220V224L39 223L40 222ZM36 220H38V221L36 222ZM188 220H190V221H188ZM94 221H97L96 224H94L95 223ZM143 221L144 222L145 221L146 222L148 221V223L150 221L151 223H149L150 225L147 226L146 225V222H145V224H143L144 223ZM236 221H240V218L237 219V220H235V223H236ZM68 222H70V224ZM185 222H186V225H184ZM154 224L158 228L156 226H154ZM239 224H240V222H238V225ZM9 225H10V228L13 227L12 231L15 232L14 233L15 235L10 230ZM140 225H144V226H140ZM176 225H178V226L175 228ZM184 226H185V228H184ZM186 227H187V229L189 227V230H186ZM245 227H246V225H245ZM141 228L145 231V233L147 235H145L144 231H143L144 234L142 233V229ZM179 228L182 231H184V232L182 233V231H180ZM233 228H235V225H234ZM237 228H238V226H237ZM3 229H5L7 231V234L9 235V237L5 233V230L3 231ZM37 229L40 232V236L38 235L39 233H38V230ZM176 229H179V231L176 230ZM199 229L201 230L202 228L200 227ZM223 229H225V231H226L227 228L224 227ZM36 230H37V233H36ZM250 230H251V228H250ZM256 231H259V227L258 226L256 227ZM174 232H175V237L178 236L176 238V240H175V237L173 236L174 235ZM177 232H179V233H177ZM202 232L204 234H202ZM210 233L208 232L207 234H210ZM217 233H215V234H217ZM225 233H223L222 235H225ZM180 234H181V236H180ZM201 234L203 236H201ZM207 234H206V236H207ZM227 234H228V232H227ZM238 234H239V232H238ZM182 235H184V236L182 237ZM188 235L191 238V241L192 242L191 241H187V240H190V239H186L185 238V237H188ZM249 235H246V236H249ZM10 236H11V238H10ZM149 236H151V237L149 238ZM152 236L153 237L155 236L154 239H153ZM164 236H166V239L168 240V242L169 241L172 242V247L173 248H175L176 250L178 248V250L175 251V254H177L178 252L180 253L179 254L180 258L179 259H177L176 257H174L176 259H172L171 252H170V251H172L171 250L172 248L169 249V246L167 244H166L167 246L166 245L165 246L168 247V248H167V250L165 252H162V251L159 250L161 248H165L166 249V247L164 245H161V244H164L166 241H164V243H161L160 244L161 246H158V244H156V242H155V239H156V241H159L160 242L159 239H162L163 238L162 240H164L165 239ZM28 237L31 238L32 241H43V242L41 244H40V242L36 244V245H39L40 246L38 249L36 248L35 251H30L29 250L30 243L27 240ZM40 237H41V239H40ZM91 238H93L92 241H90ZM171 238H174V239L172 240ZM181 238H183L182 239V240H184L183 242H182ZM211 238H212V236H211ZM63 239H65V240H63ZM149 239H151V240H149ZM177 240H178V242H177ZM220 240H221V243H222L221 245H220ZM150 241H152L153 243L150 242ZM179 241L181 243H179ZM246 241L248 242L247 244H246ZM88 242H90V243H88ZM171 242H169V243L171 244ZM217 242L219 244H216ZM238 242H237V244H238ZM151 243L154 246V250L152 249L153 246L152 247L150 246V245H152ZM189 243H192V245L191 244L189 245ZM198 243H199V245H198ZM87 244H88V246H91L92 247L91 248L92 249L91 252L93 250L95 251V249H96V251H100V253L98 252L99 255H101V253L104 252L103 253V256L97 258L96 257L97 255H95V254H98V253L96 251H95L96 253L94 252V255H93V257H95V258H93L92 256H90V255H92V253L90 255H88L87 254V251H86ZM211 244H213V245L216 244V247H217V245H219L218 247L224 245L226 247V251L227 252L225 250H224V252H221V251H223V249H225V248H222V250H220V253H223V254L222 255H219V250H218V254H216V255H218L219 257L221 256V257L217 259L216 255H215L214 256V260H212V258H213V257H211L212 250L209 249V247L211 248V246H212ZM82 245L83 246L86 245V247L85 248L84 247L82 248L81 247ZM147 245L150 247V250L152 251V253H150L151 256L148 254L150 256L149 259L147 258V256H148L147 253L149 252V250L146 253V249H147L146 247H147ZM245 245H247V247ZM263 245H264V243H260V246L259 247H261ZM57 247H59L61 249H57ZM149 247H148V249H149ZM243 247H245V248H243ZM157 248H159V249H157ZM187 248L189 250H187ZM238 248L236 250H238ZM65 249L67 250V252H66ZM204 249H205V251H204ZM217 249H219V248H217ZM81 250L83 251V256L81 254V257H80V253H82V252H79V251H81ZM87 250H88V253H89L90 252L89 251L90 249L87 248ZM162 250H164V249H162ZM105 251H107L108 253L105 252ZM207 251L208 252L210 251V253H208ZM214 251H216V248L215 247H214ZM44 252H47V253H44ZM71 252H73V255H71ZM77 252H78V255L79 256L76 255ZM205 252H207V253H205ZM257 253H260L261 256L259 255L260 257H258L257 256L258 255ZM208 254H210V255H208ZM57 255H54V256H57ZM172 255H174V254H172ZM47 256L49 257V259L47 257V258H44V260L41 257L40 258L38 257V260H40V259L43 260V262H41V260H40V263L41 264H51L52 263L51 261L55 259L53 256H49V255H47ZM77 256H78V258H76ZM196 256H198L197 257L198 259L196 258ZM34 257H35L36 260L34 259ZM156 257H159L161 259L158 260L159 258H156ZM215 257H216V260L218 261V263H217V261H215ZM239 258L242 259V260H240ZM32 259H33V261H30ZM46 259H48V261H46ZM78 259H79V261H78ZM237 259H239V260H237ZM243 259H245V260H243ZM81 260H82L83 263H80ZM103 261H105V260H103ZM162 261L164 263H161ZM162 261H160L159 264H168L169 263V262L167 263L165 260H162ZM251 261H253V260H251ZM33 262H36V263H33ZM105 262L104 263L102 262V263L105 264ZM106 264H110V263H106ZM249 264H251V263H249ZM252 264H254V263H252ZM256 264H258L257 261H256Z\"/></svg>", "mask_w": 264, "mask_h": 264}, {"label": "bare ground", "instance_id": "6f19581e", "mask_svg": "<svg viewBox=\"0 0 264 264\" xmlns=\"http://www.w3.org/2000/svg\"><path fill=\"white\" fill-rule=\"evenodd\" d=\"M7 1H9V0H7ZM7 1H6L5 3H7ZM62 1L64 2V0H62ZM62 1L59 0L58 2L54 3V4L50 7V9H49V11H48V14H47V16H45V17H38V16H36L34 13H30L31 15H29V16H30L29 19H27L28 17H27V14H26V18H25V19H24V18L22 19L21 17H19V18H21L20 21L18 20L19 22H18V21L14 22L15 18H11V19H13V24L11 23V26L9 25L10 28L8 27V29H10L9 32H8V34H9V38L7 39V43H5V44H8V46H9V47L7 48V49H8L7 51L10 52V55H9V56H3V57H0V63L3 65V68H0V69L3 70V71H5V72H9V73H10V74L7 73V74H8V77H6V78H9V75L12 76V77H15V76L17 77V76H19L20 74H23V73L25 74V72H20L22 69L19 70L18 68H17V69L19 70L20 73L17 72V73H18L17 75L14 74V72L16 73L15 69H16L17 65H21V66H23L24 68H27V69L29 68V65H28L29 63H27L28 60H26V58H25L26 55L23 56V54H26V53H24V50H27L26 48H30V47H31V46H28V47H27V45L29 44V42H30V43L33 42L34 45H35L36 43L39 44V47H38V48H35V49H38L39 52H34V51H33V52H34V55L37 57L38 61L41 62V64H42V61H45L46 56L48 55V52H50V53L53 52V51H54V52H57L59 49H61V50L65 49V50H66V48H67V46H68V45H67V42L64 41L65 43H62V41H63L64 38H68L69 35H73L72 31H73L75 25H81V31H84V32H87V33H88V36L90 37V40H91L90 44L93 43V45H95V46H98V45H102V46H103V45H104L105 42H104V40H103V34L98 33V32L95 30V23H96V20H97V17H98L97 10H95V8H93V9L91 10L90 7H89L90 5H92V6L94 5L93 0H65L66 2H64L63 4H61ZM97 1H100V0H97ZM97 1H96V2H97ZM110 1H112V0H110ZM118 1H122V2H123V0H118ZM128 1H131V0H128ZM128 1L126 0V2H128ZM164 1H166V0H164ZM172 1H173V0H172ZM174 1H175V0H174ZM188 1H189V0H188ZM190 1L192 2V0H190ZM204 1H206V0H204ZM235 1H237V0H235ZM241 1H243V0H241ZM241 1H239V2H241ZM244 1H245V3L247 2V0H244ZM244 1H243L242 3H244ZM260 1H261V0H260ZM107 2H108V0H107ZM113 2H114V1H113ZM131 2H132L131 5H130V3H129V5H128V3H125L126 5L124 4L123 7L129 9V13H128V11H127V14H130V16H131V14H133V16H131V17H135V18H136L137 15H134V12H135V11H134V12H133V11H132V12L130 11V10H134V9L136 10V8H134V7H132L133 9L131 8L132 5L134 6L135 2H134V0H132ZM168 2H169V1H168ZM183 2H185V1H183ZM191 2H190V5H191ZM212 2L215 4V6L211 3V0H210V2L208 1V4H207V3H205V4L209 5L210 8H214V9H215V7L219 4V3H217V2H220V4H221L222 1H221V0H216V1L214 0V1H212ZM229 2H230V1H229ZM232 2L234 3V0H233ZM261 2H263V1H261ZM2 3H4V1H2L0 5H2ZM133 3H134V4H133ZM188 3H189V2H188ZM188 3H187V5H189ZM210 3H211L212 5H211ZM242 3H241V4L239 3L240 5H237V4H235V5H233V6L229 5L231 8H230L228 5H226V6H228L229 10H232V8L235 9V8L238 7V6H239L238 9H240V8H241V5L243 6L242 8L247 7V10H245V17L247 16L246 18L248 19V18L250 17V15H248V12H247V14H246V11H248V6H247L246 4H248V2L245 4L246 6H245L244 4H242ZM117 4H118V3H117ZM172 4H174V3H172ZM172 4H169V5H170L169 7H172ZM229 4H230V3H229ZM5 5H6V4H5ZM119 5H120V4H119ZM122 5H123V4H122ZM167 5H168V4H167ZM174 5H176V4H174ZM174 5H173V6H174ZM199 5H201V4H198V5H197V8H199ZM236 5H237V6H236ZM248 5H249V4H248ZM7 6H8V4H7ZM76 6H77V7H82V8L85 10V11L83 12V14H81L80 17H75V15L73 14V11L69 9V8H71V7H76ZM212 6H214V7H212ZM4 7H6V6H4ZM4 7H3V8H4ZM77 7H76V8H77ZM201 7H202V6H201ZM204 7H206V6L203 5V8H204ZM219 7H221V6H219ZM219 7H218V8H219ZM0 8H1V7H0ZM6 8H7V7H6ZM10 8H11V3H10ZM96 8H97V7H96ZM150 8H151V7H150ZM188 8H191V7L189 6ZM188 8L185 7L186 10L184 9V11H185V12L188 11V10H189ZM218 8H217L216 10H218ZM128 9H126V10H128ZM187 9H188V10H187ZM137 10H138V9H137ZM139 10H141V9H139ZM190 10H193V9H190ZM208 10H209V7H208L207 10H206V11H207L206 14L208 13V17H209V20H210V21H208V23L210 22V23H212V25H214V23L216 24L215 21H219L218 23L220 24V20H221V19H220V20H217V19H218L217 16H216L217 19L214 21V23L211 22V20L215 18V17L212 18V15H211L215 10L212 9L211 11H213V12H211L210 10L208 11ZM236 10H237V9H236ZM242 10H243V9H241V11H242ZM262 10L264 11V8H263ZM0 11H1V10H0ZM5 11L7 12L8 10H5ZM249 11H250V10H249ZM263 11L261 12V10H260L262 16H264V15H263V14H264ZM8 12H9V11H8ZM8 12H7V13H8ZM192 12H193V11H192ZM194 12H195V11H194ZM216 12H217V11H216ZM239 12H240V11H239ZM1 13H3V11H2ZM210 13H211V14H210ZM214 13H215V12H214ZM191 14H192V13L189 14V12H188V15L191 16ZM193 14H194V13H193ZM195 14H196V13H195ZM217 14H218V13H217ZM5 15H6V13H5ZM175 15H176V14H175ZM209 15H210V16H209ZM213 15H214V14H213ZM215 15H216V13H215ZM3 16H4V14H3ZM3 16H2V18H5V16H4V17H3ZM15 16H16V15H15ZM17 16H18V15H17ZM19 16H20V15H19ZM130 16H128L127 19H125V20H132V19H130V18H131ZM173 16H174V15H173ZM204 16H205V14H204ZM6 17H7V16H6ZM12 17H13V16H12ZM191 17H192V16H191ZM205 17H207V15H206ZM208 17H207V18H208ZM251 17H252V16H251ZM135 18H134V19H135ZM197 18H198V17H197ZM197 18H195V19H197ZM210 18H212V19H210ZM7 19H8V18H6V20H7ZM141 19H142V18H141ZM173 19H174V21H172V23H170V25L172 24L173 26H172V25H171V26L174 27V28L171 29L172 32H173V30L176 31L177 33H178V30L181 32L180 27H179V28L176 27V26H178L177 24H180V23H179V22L177 23V22L175 21L176 18H173ZM177 19H178V18H177ZM185 19H186V18H184V20H185ZM187 19H189V18L187 17ZM8 20H10V19H8ZM114 20H115V19H114ZM121 20H122V19H120V21H121ZM125 20L122 21V24H123V25H124ZM179 20H180V19H179ZM189 20H190V21H193V20H191V19H189ZM189 20H188V22H190ZM245 20H246V19H245ZM2 21H3V23H4V20H3V19H2ZM2 21H1V22H2ZM10 21H11V20H10ZM169 21H171V19H170ZM206 21H207V20H206ZM212 21H213V20H212ZM223 21H224V19H223ZM223 21H222V22H223ZM252 21H253V20H252ZM180 22H182V21H180ZM194 22H195V21H194ZM201 22H202V21H201ZM248 22H249V21H248ZM250 22H251V21H250ZM27 23L30 24V26H32V28H33L32 31H31L32 33L29 32L30 28L27 26ZM63 23H66V28H64V30H63V27H62V24H63ZM105 23H106V22H105ZM175 23H177V24H175ZM190 23H191V22H190ZM203 23H206V24H207V27L205 26V27H206L205 29L208 30V29H207V28L209 27V26H208V23H207V22H203ZM225 23H226V22H225ZM227 23H228V22H227ZM1 24H2V23H1ZM1 24H0V26H1ZM118 24H119V23H118ZM122 24H121V26H120L121 28L118 30V31H120V32H119V35H121V36H126V35H122V34H123V32H124V33H127V32L129 31L130 28L123 27ZM201 24H202V23H201ZM245 24H246V23H245ZM63 25H64V24H63ZM103 25H104V24H103ZM202 25H203V24H202ZM202 25H201V27H200V24H199V27H200L201 30L204 29V28H202V27H204V25H203V26H202ZM217 25H218V24H216V25H214V26H217ZM222 25H223V24H222ZM222 25L220 26V27H222V29L219 30L220 32L223 30V26H222ZM229 25H230V22H229ZM231 25H233V24L231 23ZM6 26H7V25H6ZM181 26H182V25H181ZM196 26H197V25H196ZM235 26H236V24H235ZM169 27H170V26H169ZM183 27H184V26H183ZM186 27H187V26H186ZM194 27H195V26H194ZM217 27H218V26H217ZM217 27H215L216 30H218ZM229 27H230V26H228V28H229ZM0 28H1V27H0ZM177 28H178V29H177ZM187 28H188V27H187ZM225 28H226V30H227V26H226ZM233 28H235V27H233ZM237 28H239V27H237ZM117 29H118V27H117ZM169 29H170V28H169ZM182 29H183V28H182ZM194 29H195V28H194ZM205 29H204V30H205ZM219 29H220V28H219ZM231 29H232V28H231ZM231 29L228 30V32L231 31ZM250 29H251V28H250ZM171 30H170V31H171ZM187 30H188V29H187ZM187 30H185V28H184V32L186 31V33L184 34V33H183V30H182L181 33H183L184 35H186V34L188 33ZM197 30H198V29H197ZM204 30L202 31L203 36H204V34H206L205 32H208V33L210 32L209 34H213V33H212V32H213V31H212L213 29H211V28H210V30H211L212 32H211L210 30H209V31H204ZM232 30H233L232 32H235V30H236V33H237V34H238V32H239L238 29H235V30L232 29ZM237 30H238V31H237ZM251 30H252V29H251ZM148 31H149V30H148ZM150 31H151V29H150ZM170 31H169V32H170ZM188 31H193V30L191 29V30H188ZM194 31H196V30H194ZM198 31H200V30H198ZM116 32H117V30H116ZM131 32H133V30H131ZM216 32H217V31H216ZM216 32H215V30H214V33H216ZM225 32L227 33V31H223L221 34L224 33L223 36L226 35V36H224V37H225L227 40H230V41H231V39L234 40L233 38H234L235 36H237L235 33H232V34L230 33L229 36H232V38H231V37H229ZM241 32H242V31H241ZM252 32H253V31H252ZM252 32H251V34H252ZM5 33H7V30H6ZM5 33H4V34H5ZM117 33H118V32H117ZM181 33H180V34H181ZM200 33H201V31H200ZM200 33H199V34H200ZM208 33H207V34H208ZM149 34H150V33H149ZM158 34H159V32H158ZM163 34H164V33H163ZM163 34H161V35H163ZM170 34H171V33H168V35H170ZM199 34H197V36H198ZM207 34H206V35H207ZM217 34H219V33H217ZM221 34H219V35H215V37L221 36ZM233 34H234V35H233ZM242 34H243V33H242ZM251 34H249V35H251ZM98 35H100V36H98ZM128 35H129V33L127 34V41L125 40L126 42L124 41V39H126L125 37H124L123 40H122L123 42L120 41V42H121V45H122V43L125 42L124 45H123L121 48L123 49V51H124V49H125L124 52L129 53L128 55H130V53H135V55H136V52H137V51L134 52V51H135L134 48H136V47L132 46V45H131L132 42L130 43V42L128 41V40H129ZM153 35H154V34H153ZM153 35H152V36H153ZM156 35H157V34H156ZM156 35H155V37H156ZM159 35H160V34H159ZM172 35H173V34H172ZM177 35H179V34H177ZM206 35H205L204 38L208 37V35H207V36H206ZM253 35H254V33H253ZM7 36H8V35H7ZM113 36H114V35H113ZM152 36H151V37H152ZM165 36H166V33H165ZM170 36H171V35H170ZM173 36H174V35H173ZM179 36H180V35H179ZM181 36H182V35H181ZM186 36H187V35H186ZM186 36H184V37H186ZM197 36H196V37H197ZM209 36H211V35H209ZM212 36H213V35H212ZM233 36H234V37H233ZM4 37H5V36H4ZM4 37H3V38H4ZM149 37H150V35H149ZM162 37H164V36H162ZM194 37H195V36H194ZM199 37L202 38L201 34L198 36V38H199ZM213 37H214V36H213ZM221 37H222V36H221ZM238 37H239V38H238ZM238 37H235V39L238 38L237 40H239L240 37H241V38L243 37V35L239 36V34H238ZM250 37H251V36H250ZM250 37H249V38H250ZM61 38H63V39L61 40ZM158 38H159V37H158ZM158 38H157L158 45H159V44H160V45H163V46L165 45V47H168V49H170V46H171L170 43L173 42L174 40L171 41V42L168 41V43L165 44L164 42L161 43V42L163 41V39H162L161 37H160L159 40H158ZM167 38H170V37L167 36ZM171 38H172V37H171ZM171 38H170V40H171ZM178 38H180V37H178ZM186 38H187V37H186ZM186 38H183V37H182V39H186ZM191 38H192V37H190V39H191ZM208 38H209V37H208ZM230 38H231V39H230ZM0 39H1V38H0ZM5 39H6V38H5ZM37 39H38V40H37ZM154 39H155V41H156V38H154ZM154 39L152 38V40H154ZM161 39H162V40H161ZM165 39H166V38H165ZM165 39H164V40H165ZM172 39H173V38H172ZM192 39H193V38H192ZM192 39H191V41H192ZM199 39H200V38H199ZM217 39H218V38H217ZM247 39H248V38H247ZM262 39H263V38H262ZM60 40H61V41H60ZM65 40H66V39H65ZM152 40H149V41H152ZM160 40H161V42H160ZM193 40H194V39H193ZM260 40H261V39H260ZM155 41H154V42H155ZM186 41L188 42V40H186ZM195 41H196V40H195ZM195 41H192V42L194 43ZM235 41H236V40H235ZM5 42H6V40H5ZM127 42H129L130 44H128ZM165 42H167V40H166ZM187 42H186V43H187ZM218 42H219V41H218ZM218 42H217V43H218ZM238 42H239V41H238ZM3 43H4V42H3ZM110 43H111V42H110ZM155 43H156V42H155ZM184 43H185V42H184ZM188 43H191V42L189 41ZM188 43H187V44H188ZM196 43H199V42L196 41L194 44H196ZM108 44H109V43H108ZM118 44H119V43H118ZM118 44H117V45H118ZM126 44H128V45H130L131 47H134V48L131 49V50H128V49H126L128 46L125 47ZM152 44H154V43L152 42ZM156 44H157V43H156ZM171 44H172V43H171ZM228 44L231 46L230 43L226 42V48L229 47ZM31 45H32V44H31ZM110 45H111V44H110ZM117 45H116V43H115V46H117ZM121 45H119V48H118V49H121V48H120ZM172 45H173V44H172ZM174 45H175V43H174ZM174 45H173V46H174ZM177 45H178V42H177ZM188 45H189V44H188ZM215 45H216V44H215ZM218 45H221V43H219ZM111 46H112V45H111ZM150 46H151V45H150ZM192 46H193V44H192ZM232 46H233V45H232ZM234 46H235V45H234ZM32 47H36V46H32ZM108 47H110V46H108ZM123 47H124V48H123ZM131 47H128V48H131ZM165 47H164V48H165ZM175 47H176V46H175ZM178 47H179V45H178ZM186 47H187V46H186ZM190 47H191V46H190ZM221 47H222V46H221ZM1 48H2V47H1ZM45 48H46V49H45ZM62 48H63V49H62ZM161 48L163 49L162 46H161ZM171 48H172V46H171ZM173 48H174V47H173ZM176 48H177V47H176ZM176 48H174V49H176ZM35 49H34V50H35ZM108 49H109V48H108ZM108 49H107V51H108ZM111 49H112V48H111ZM168 49H167V50H166V49H163L164 51H167V52H165V54H166V53L169 54L168 51H170V50H168ZM182 49H183V48H182ZM186 49H187V48H184V51H187ZM218 49H219V48H218ZM221 49H222V48H220V50H221ZM258 49H259V48H258ZM5 50H6V49H5ZM28 50H29V49H28ZM38 50H37V51H38ZM49 50H50V51H49ZM126 50H128L129 52L126 51ZM132 50H134V51H132ZM178 50L180 51L181 49L179 48ZM188 50H189V49H188ZM259 50H260V49H259ZM0 51H1V50H0ZM164 51H163V52H164ZM171 51H172V50H171ZM175 51H176V50H174V52H175ZM179 51H177V52L180 53L182 50H181L180 52H179ZM211 51L214 52V49H211ZM62 52H63V51H62ZM172 52H173V51H172ZM190 52H192V51H190ZM212 52H211V53H212ZM4 53H5V52H4ZM50 53H49V55H50ZM85 53H86V52H85ZM107 53H110V52L108 51ZM111 53L113 54V51H111ZM170 53H171V52H170ZM184 53H185V52H184ZM186 53H188V52H186ZM186 53H185V54H186ZM203 53H204V52H202V55H203ZM205 53H206V52H205ZM214 53H215V52H214ZM259 53H260V52H259ZM28 54H29V53H28ZM46 54H47V55H46ZM89 54H90V53H89ZM171 54H172V53H171ZM175 54H176V53H175ZM189 54H190V53H188L187 56H189ZM193 54H194V53L192 52V55H193ZM207 54L209 55L208 57H210V58L207 57ZM207 54H205V57H207V58L202 59V58H203V57H202V58L200 59V61L197 60L198 57L196 56V57H197L196 60L199 62V64L202 65V63H207L208 60H209V61H210V60H213V59H212L213 56L211 57V56H210V53H207ZM49 55H48V57H49ZM131 55H132V54H131ZM166 55H167V54H166ZM178 55H179L180 57L182 56L181 58L185 57V56H183L182 54H181V55L178 54ZM178 55H177V56H178ZM250 55H251V54H250ZM252 55H255V54L252 53ZM1 56H2V55H1ZM87 56H88V55H87ZM87 56H86V58H87ZM97 56H98V54H97ZM112 56H113V55H112ZM124 56H126V55H124ZM139 56H140V57H139ZM143 56H144V55H138V58H139V59H141V58L143 59ZM146 56H147V54H146ZM157 56H158V55H157ZM172 56H173V55H172ZM193 56H194V55H193ZM193 56H192V58H193ZM198 56H199V55H198ZM200 56H201V55H200ZM203 56H204V55H203ZM255 56H256V55H255ZM43 57H45V58H43ZM48 57H47L46 61H47V60H51L50 62H52V63H53V61L56 59L55 57H54L55 59L52 58L53 56H52V57H49V58H48ZM94 57H95V56H94ZM98 57H99V58H96V57H95V58H96V60L99 62L100 56H98ZM131 57H132V56H130V58H129V57H128V58H129V59H133V58H131ZM180 57H179V58H180ZM252 57H253V56H252ZM31 58L33 59L32 62H33L34 59H35V61H34L33 64L36 65L35 62H36L37 59H36V58H33L32 56L30 57V59H31ZM42 58H43L44 60H43ZM50 58H52V59H50ZM86 58H85V59H86ZM88 58H89V57H88ZM88 58H87V60H88ZM134 58H135L136 60L138 59V58L135 57V56H134ZM160 58L162 59L161 61L164 63L163 58H162V57H160ZM160 58H159V59H160ZM172 58H173V57H172ZM194 58H195V57H194ZM250 58H251V56H250ZM250 58H249V59H250ZM255 58H257V57H255ZM255 58H253V59H255ZM260 58H261V57H260ZM260 58H257V60H258V59L260 60ZM30 59H29V60H30ZM125 59H126V57H125ZM129 59H128V60H129ZM175 59H176V57H175ZM177 59H178V58H177ZM187 59H188V58H187ZM187 59H185V60H187ZM189 59H190V57H189ZM253 59L251 58L250 61H253ZM119 60H120V59H119ZM179 60H180V59H178V61H179ZM191 60H192V59H191ZM191 60H190V61H191ZM196 60H195V61H196ZM201 60H202V61H201ZM262 60H263V59L261 58V61H262ZM1 61H2V62H1ZM38 61H37V62H38ZM57 61H58V60H55V61H54V64H55V62H57ZM141 61H142V60H141ZM141 61L138 62V63L141 64ZM174 61H175V60H174ZM174 61H171V62H174ZM176 61H177V60H176ZM192 61H193V60H192ZM195 61H194V62H195ZM261 61H260V62H261ZM90 62H91V60H90ZM116 62H118V60H117ZM119 62H120V61H119ZM125 62H126V61H125ZM125 62H124V63H125ZM134 62H135V61H134ZM134 62H133V63H134ZM151 62H152V61H151ZM151 62H150V63H151ZM181 62H182V61L180 60L179 63L181 64ZM183 62H184V61H183ZM187 62H188V61H187ZM210 62H211V63L209 64V67L206 65L208 69L205 68V69H207V70H204L205 72H206V71L208 72V70H209V71L213 70V68H211V70H210L209 68H210V65L213 66L214 63H216V59H215L214 61H210ZM212 62H214V63L212 64ZM254 62H255V64H256V61H255V60H254ZM257 62H259V61H257ZM46 63H49V62H46ZM99 63H100V62H99ZM99 63H98V64H99ZM109 63H110V62H109ZM112 63H113V62H112ZM112 63H111V64H112ZM124 63H123L122 65H124ZM129 63H130V62H129ZM129 63H128V64H129ZM133 63L131 62V66L133 65ZM148 63H149V62H148ZM175 63H176V62H175ZM177 63H178V62H177ZM196 63H197V62H195V64H196ZM1 64H0V65H1ZM54 64H51V63H50V68H51L52 70L48 68V67H49L48 64L45 65L46 68L49 69L48 71L51 70L49 73H52V72H53V69H54L53 66H55V70L57 69V66H56V65H58V64H56V65H54ZM89 64H90V63H89ZM98 64H97V65H98ZM117 64H118L119 66L121 65V63H117ZM151 64H152V63H151ZM193 64H194V63H193ZM97 65L95 64V66H97ZM113 65H114V63H113ZM113 65H112V66H113ZM122 65H121L119 68H123V69H124L125 67L122 66ZM178 65H179V64H178ZM196 65H197V64H196ZM216 65H217V64H215L214 67H216ZM220 65H221V67H223V68H222L223 70L225 69V71H227V68H226V67L224 68V66H223L222 64H220L219 61H218V66H217V68L219 67L218 70L221 69V68H220ZM259 65H260L261 68H262V66H264L263 64L261 65V63H259ZM45 66H44V67H45ZM51 66H52V67H51ZM106 66H107V65H106ZM112 66H111V67H112ZM114 66H116V65H114ZM125 66L127 67V64H125ZM129 66H130V65H129ZM129 66H128V67H129ZM131 66H130V67H131ZM137 66H138V65H137ZM160 66L162 67V64H161ZM171 66H172V65H171ZM188 66H189V65H188ZM188 66H187L186 63H185V66H184V64H183V66H181V67H184V69H185V67H188ZM203 66H204V65H203ZM1 67H2V66H1ZM117 67H118V66H116V67L113 69V71H114ZM130 67H129V68H130ZM133 67H136V63H135V65H134ZM139 67H140V66H139ZM152 67H153V66H152ZM157 67H158V65H157ZM190 67H191V66H190ZM193 67H194V66H193ZM196 67H197V66H196ZM198 67H200V66L198 65ZM119 68H117V72H118ZM202 68H203V67H202ZM202 68L200 67V70L198 69V70L200 71V73H202L201 70L204 69V68H203V69H202ZM27 69H25V70H27ZM93 69H94V71L97 70V68H95V67H93ZM95 69H96V70H95ZM109 69H110V68H109ZM125 69H126V68H125ZM125 69L123 70L124 73H125V71H126ZM133 69H134V68H133ZM151 69H152V68H151ZM169 69H170V67H169ZM172 69H173V68H171L170 70H172ZM181 69H183V68H181ZM184 69H183V70H184ZM195 69H196V68H195ZM263 69H264V68H263ZM263 69L261 70L262 72H260L259 76H261L262 73L264 72ZM29 70H30V68H29ZM55 70H54V71H55ZM90 70H91V69H90ZM90 70H89V71H90ZM134 70H136V69H134ZM134 70H132V71H134ZM186 70L188 71V69H186ZM186 70H185V71H186ZM191 70H192V69H191ZM215 70H216V69H215ZM215 70H214V71H215ZM27 71H28V70H27ZM46 71H47V70H46ZM89 71H88V72H89ZM92 71H93V70H92ZM94 71H93V72H94ZM110 71H111V70H110ZM120 71H122V70H119V72H120ZM174 71H175V70H174ZM174 71H173V72L170 71V72L168 73V74H170V76H169V75H168V76L166 75V76L170 78V77L174 74L173 76H177V77H179V76H178V73H179V72H178V73H175ZM185 71H181V72L184 73ZM187 71H186V72H187ZM193 71L195 72V71H197V70H192V72H193ZM199 71H198V72H199ZM204 71H203V72H204ZM225 71H224V74H222V76L225 75ZM0 72H2V71H0ZM5 72H4V73H5ZM29 72H30V71H29ZM97 72H99V71H97ZM106 72H107V71H106ZM114 72H116V70H115ZM176 72H177V71H176ZM198 72H197V73H198ZM212 72H213V71H212ZM215 72H216V71H215ZM54 73H56V72H54ZM54 73H52V74H54ZM89 73H91V72H89ZM89 73H88V74H89ZM172 73H173V74H172ZM188 73H189V72H188ZM217 73H218V72H217ZM2 74H3V73H2ZM31 74H32V73H31ZM92 74H93V73H92ZM98 74H99V73H98ZM108 74H110V73L108 72ZM144 74H145V77H147V78H149V77L152 75L149 71H146V73H144ZM171 74H172V75H171ZM175 74H176V75H175ZM205 74H206V73H205ZM226 74H227V73H226ZM54 75H55V74H54ZM179 75H181V74H179ZM186 75H187V74H185V76H186ZM190 75H192V74H190ZM220 75H221V74H220ZM263 75H264V73H263ZM2 76H3V75H1V73H0V78H2ZM22 76H23V75H22ZM90 76H91V74H90ZM96 76H97V73L95 74L94 77L96 78ZM106 76H107V75H106ZM114 76L116 77L115 74H114ZM114 76H113L112 78H114ZM161 76H162V74H161ZM166 76H165V77H166ZM173 76H172V77H173ZM185 76H184V77L180 76V77H182L181 79H183V78H186ZM194 76H195V78L197 77V76H196V73H195ZM207 76H208V75H207ZM31 77L33 78V76H31ZM31 77H30V78H31ZM83 77H84V75H83ZM83 77H81V78H83ZM107 77H110V76L108 75ZM165 77H162V78H161V79H163V80L160 79V81L162 82V83H160V84H163V85H160V86L163 87V86L165 85V87H166L168 84H170V86H171V83H170V82H173V81L171 80V81L169 82V79H165ZM180 77H179V78H180ZM187 77H188V76H187ZM191 77H192V79H193V76H191ZM191 77H190L189 79H191ZM198 77H199V75H198ZM201 77H202V76H200L198 79L200 80ZM262 77H264V76H262ZM262 77H261V78H262ZM6 78H5V79H6ZM159 78H160V77H159ZM179 78H178V79H179ZM195 78H194V79H195ZM203 78H204V77H203ZM219 78H220V76H219ZM219 78H218V79H219ZM258 78H259V77H258ZM5 79H4V81H5ZM11 79H12V78H11ZM19 79H20V78H19ZM114 79H115V78H114ZM114 79H113V80H114ZM164 79H165V80H164ZM172 79H174V77H173ZM175 79H176V77H175ZM189 79H188V80H189ZM198 79H197V80H198ZM206 79H208V78L205 77V80L202 79V81L200 80V82H203V83H204V81H206ZM263 79H264V78H263ZM263 79H262L261 81H263ZM1 80H2V79H1ZM21 80H22V79H21ZM113 80L111 79V84L113 83V82H112ZM167 80H168V82H166ZM176 80H177V79H176ZM199 80H198V81H199ZM10 81H11L10 79H9L8 81H6V82H2V81H0V90H1V91H3V90L5 91V89L7 90V88H8L10 91L7 90L8 92H7V91H6V92L3 91V92H4V94H8V93H9V96H8V95H7V96L9 97V99H11L10 101L12 102V101H13L12 98H13V97H18V96H17V95H15V96H14V95H11V89H12V94H13V92H14L13 90H15V89H16V90H15L16 92H14V94H17L19 88H16V87H17L19 84H21L22 81H19L18 84L16 83V87H15V89H13L12 84H11ZM17 81H18V80H17ZM76 81H77V80H76ZM81 81H84V79H83V80L81 79ZM108 81H109V79L106 80L107 83H108ZM123 81H124V78L120 76L118 82H123ZM125 81H126V80H125ZM163 81L165 82V84H164ZM185 81L187 82V80H185ZM185 81H184V82H185ZM190 81H191V80H189V82H190ZM195 81H196V80H195ZM207 81H208V80H207ZM23 83H24V82H23ZM69 83H70V81H69ZM80 83H81V82H80ZM109 83H110V81H109ZM114 83H117V79L115 80ZM166 83H168V84H166ZM195 83H196V82H195ZM195 83H194V84H195ZM197 83H198V82H197ZM203 83H199V86H200L201 84L204 85ZM128 84H130V83H128ZM172 84H173V83H172ZM176 84H177V81H176ZM185 84H186V83H185ZM185 84H184V85H185ZM187 84H188V82H187ZM192 84H193V83H192ZM4 85H6V86H4ZM22 85H23V84H22ZM24 85H25V84H24ZM51 85H52V88H53V90H54V94H52V92H49L48 89H45L44 91H42L43 94L45 95L44 98H40V99H38L36 102L34 101V104H36V105H37V104H39V105H47V103L51 102L50 100H52V99L54 98V95H55V93H56V96H60V97H62V98L64 99V103H63V105H62V103H61V104L58 103V100H59V99L61 100L60 97H59V99H58L57 101L55 100V101L59 104V106H58L59 108L55 109V110H57V112H58V114H59V109H60V108H61V110H62V107H63L64 105H67L68 107L71 105V104H69V103L72 101V99H73L72 97H73V95H74L73 93H75L76 91H73V93H67L64 89L61 88V84L59 83L58 80H54V81H52V82H51ZM71 85H72V87H73V83H72ZM112 85H113V84H112ZM114 85H115V84H114ZM114 85H113V86H114ZM184 85H183V87H185ZM202 85H201V87H202ZM206 85H207V84L205 83V85L203 86V88H204ZM20 86H21V85H19V87H20ZM79 86H80V85H79ZM79 86H77V87H79ZM160 86H159V87H160ZM176 86H177V85H176ZM186 86H187V85H186ZM189 86H190V85H188V87H187L186 89H188ZM22 87H23V86H22ZM115 87H116V86H115ZM115 87H114V88H115ZM131 87H135V86L132 84ZM167 87H168V86H167ZM240 87H241V86H240ZM242 87H243V86H242ZM73 88H74V87H73ZM79 88H80V87H79ZM169 88H170V87H169ZM194 88H197V92L200 90L201 93H202V91H203L202 89H199L200 87H194ZM237 89H238V88H237ZM76 90H77V89H76ZM78 90H79V89H78ZM84 90H86V88H84ZM163 90H165V92H166V89H163ZM170 90H171V89H170ZM189 90H190V89H189ZM238 90H239V89H238ZM241 90H243V89L241 88L240 91H241ZM64 91H65V92H64ZM157 91H158V90H157ZM159 91H160V90H159ZM168 91H169V90H168ZM187 91H188V90H187ZM191 91H192V89H191ZM191 91H190V93L194 94L193 92H195V91H192V92H191ZM34 92H35V91H34ZM68 92H69V91H68ZM92 92H93V90H92ZM197 92H195V93H197ZM245 92H246V93H249V92H247V91H245ZM253 92H255V91H253ZM82 93H83V92H82ZM101 93H102V92H101ZM144 93H145V92H143V90L138 89V88H134L131 92L128 93V95H129V97H130V99H131L132 101H136L135 103H137V101H140L141 99H143V98L145 97ZM158 93H159V92H158ZM166 93H167V92H166ZM187 93H188V92H187ZM199 93H200V92H199ZM199 93H197L196 95H198ZM242 93H243V92H242ZM80 94H81V93H80ZM102 94H103V93H102ZM160 94H161V91H160V93H159L158 96H160ZM240 94H241V93H240ZM240 94H239V95H240ZM255 94H256V93H255ZM10 95H11V96H10ZM20 95H22V92H20ZM161 95H162V94H161ZM188 95H189V96H192V97H194V98H196V95H191V94H188ZM203 95H204V94H203ZM235 95H237V93H236ZM253 95H254V94H253ZM7 96H6V97H7ZM71 96H72V97H71ZM200 96H201V95H200ZM250 96L252 97V95H250ZM250 96H248V97H249V101H251V100H256V99H253V98L251 99ZM10 97H12V98H10ZM94 97H95V96H94ZM234 97L236 98V99H235V98H234V99H235L236 101H238L237 97H236V96H234ZM2 98H3V99H2ZM2 98H1V99L4 101V97H2ZM18 98H19V97H18ZM55 98H57V97H55ZM111 98H112V97H111ZM149 98H150V96H149ZM198 98H199V97H198ZM204 98H205V97H204ZM254 98H255V97H254ZM9 99H8V101H9ZM99 99H100V98H99ZM161 99H163V97H161ZM200 99H203V97L199 98V101H198V102H201ZM16 100H17V98L14 99V101H13L14 104H15V101H16ZM102 100L104 101V99H102ZM106 100H110V99H106ZM156 100L158 101V99H156ZM191 100H192V99H190V101H191ZM194 100H195V99H194ZM197 100H198V99H197ZM3 101H2V103L4 104ZM8 101L6 100V102L9 104ZM90 101H91V100H90ZM90 101L88 100L87 102H90ZM103 101H102V102H103ZM157 101H155V102H157ZM159 101H161V100H159ZM203 101H204V99H203ZM60 102H61V101H60ZM87 102H86V103H87ZM140 102H141V101H140ZM233 102H234V101H233ZM238 102H239V101H238ZM54 103H55V102H54ZM86 103H85V105L82 103V104H83L82 106H85V107H86ZM91 103H92V106H91V107L89 106V103H88L87 106H89L90 109H91V108L94 109L93 107H96V106H93V103H94L93 101H92ZM192 103H193V102H192ZM196 103H197V102H196ZM11 104H12V103H10V106H11ZM94 104H95V103H94ZM113 104H114V102H113ZM127 104H128V103H127ZM138 104H139V102H138ZM138 104H137V105H138ZM140 104H141V103H140ZM143 104H144V102L142 103V105H143ZM148 104H151V105H152L151 102L146 103V105H148ZM153 104H154V103H153ZM157 104H158V103H157ZM190 104H191V103H190ZM199 104H200V106H201V103H199ZM202 104H203V103H202ZM238 104H239V103H238ZM0 105H1V103H0ZM6 105H7V104H6ZM6 105H5V106H6ZM90 105H91V104H90ZM128 105H129V104H128ZM133 105H134V104H132L131 106H133ZM155 105H156V104H155ZM194 105L196 106V104H194ZM194 105H193V106H194ZM1 106H2V105H1ZM26 106H27V105H26ZM61 106H62V107H61ZM131 106H130V107H131ZM138 106H139V105H138ZM221 106H222V105H221ZM56 107H57V106H56ZM64 107H65V106H64ZM100 107H101V106H100ZM122 107H123V105L121 106V109H122ZM125 107H126V106L124 105L123 109H124V111H127ZM197 107H198V106H197ZM202 107H203V106H202ZM209 107H210L209 109H210V111H211V108H212L213 106H212V107L209 106ZM0 108H1V107H0ZM98 108H99V107H98ZM98 108H97V109H98ZM103 108H104V107H103ZM103 108H101V110L98 111V114H100V115H98V117L100 116L101 119H102V112H101V111L103 110ZM131 108H132V107H131ZM131 108H128V110H130ZM133 108H134V107H133ZM138 108H139V107H138ZM199 108H201V107H199ZM205 108H206V107H205ZM205 108H203V109H204V112H205ZM220 108H222V107H220ZM220 108H219V109H220ZM223 108H224V107H223ZM261 108H262V107H261ZM66 109H68V108H66ZM66 109L63 108L64 111H65ZM74 109H75V108H74ZM84 109H85V108H84ZM84 109H83V110H84ZM90 109L87 110V112L89 111V112H91V114H92L94 111H93V110L90 111ZM97 109H96V110H97ZM121 109H120V110H121ZM136 109H137V108H134L135 111H136ZM142 109H143V108H142ZM146 109H147V108H146ZM146 109L144 108V110H146ZM207 109H208V108H207ZM214 109H215V111H214ZM1 110H2V108H1ZM61 110H60L61 115H64L65 112H63V110H62V111H61ZM96 110H95V111H96ZM106 110H107V109H106ZM106 110H104V111L106 112ZM120 110H119V111H120ZM137 110H139V109H137ZM193 110H195V109H193ZM4 111H5V110H4ZM85 111H86V109H85ZM104 111H103V112H104ZM132 111H133V109L130 110V112H132ZM141 111H142V110H141ZM218 111H220V110H217V112H218ZM223 111H224V110H223ZM247 111H248V110H247ZM249 111L251 112L252 110L249 109ZM40 112H41V111H39V113H40ZM87 112H86V114H88ZM213 112H214V113L216 112V108H214V107L212 108V111L210 112V114L213 113ZM221 112H222V110H221ZM221 112H219V113L221 114ZM5 113H6V115L4 114V117L7 116V114H9V113H7V112H5ZM63 113H64V114H63ZM78 113H79V112H78ZM81 113L85 114L83 111H82ZM81 113H80V115H81ZM94 113H95V115L97 116V112H94ZM119 113H122V112H119ZM124 113H125V112H124ZM124 113L122 114L123 116H124ZM141 113H142V112H141ZM192 113H193V111H192ZM219 113H218V115H219ZM262 113H263V112H262ZM34 114H35V113H34ZM34 114H33V115H34ZM41 114H42L41 117H43V112H41ZM45 114H46V113H45ZM83 114H82V115H83ZM86 114H85V115H86ZM91 114H88V116L91 115ZM103 114H104V113H103ZM128 114H129V112L127 113V115H126L124 118L122 117V119H123V120H122V122H123V123H122V126H123V124H124L123 127L126 126V127L128 128V129H126V130L129 131V128H131V131H130V132H132V131L134 132V130H135V131H136L135 134L138 133V135H141V137L144 136L145 138H147L149 141H152V142H153V139H157V140H158V139H161L160 141H163L162 139L166 138L165 140H169V138H168V137H170L169 135H168L167 137L163 135V137H162V133H159V131H158V134L156 133L157 130H156L155 132H154V131L152 132V130H151V134H150V132L148 131V132H146V133H147V134H150V135H147V134H146V136H145V135L143 134V132H144V130H145V127H146V129L149 128L147 125L150 124V123H149V124L147 123V124H145L146 126H144V122L147 120V117H146V120H145V121L143 120L144 122L142 121L143 124H142V125H139V122H138V121H139V119H140L139 117H140L141 115L138 117V116L135 115V113H133V114H129V115H128ZM136 114H137V112H136ZM142 114H147V113H144V112H143ZM210 114H209V115H210ZM222 114H223V113H222ZM224 114H225V113H224ZM224 114H223V115H224ZM2 115H3V114H2ZM2 115L0 116V119H1V117H2V119H5V118L7 119L8 116H11V115H8L7 117L4 118ZM36 115H37V114H36ZM59 115H60V114H59ZM74 115L76 116V114H74ZM107 115H108V116H106V115H105V116L108 117V119H110L109 114H107ZM116 115H117V113H116ZM119 115H120V114H119ZM137 115H138V114H137ZM193 115H194V114H192V116H193ZM195 115H196V114H195ZM195 115H194V117H197V116H199V115H201V114L196 115V116H195ZM218 115H217V116H218ZM250 115H251V114H250ZM250 115H249V117H250V119L253 121L254 118L252 119V117H251ZM253 115H254V114H253ZM257 115H258V114H257ZM263 115H264V113H263ZM37 116H38V115H37ZM64 116H65V115H64ZM78 116H79V115H78ZM120 116H121V115H120ZM142 116H146V115H142ZM211 116H215V114H212ZM217 116H216V117H217ZM11 117H12V116H11ZM11 117H10V118H11ZM41 117H40V118H41ZM148 117L150 118V117H152V116L149 115ZM202 117H203V118H202ZM202 117H201L202 119H199V117H198V119L201 121V120L204 119V116H202ZM223 117L226 118V114H225ZM254 117H255V116H254ZM259 117H260V116H259ZM262 117H263V119H264V116H262ZM262 117H261V119H262ZM10 118H8V119L11 120ZM50 118H51V121L54 123L52 126H53L54 128H56V126H57V128L60 129V126H59L58 124H56V122L58 123V119H59V118L61 119V117L58 118V115L56 116L55 114H51V117H50ZM63 118H64V117H63ZM63 118H62V119H63ZM77 118H78V117H76V119H77ZM79 118H81V119H82V118L85 119V118H89V117L79 116ZM79 118H78V123L80 122L79 125L82 126V125L85 123V120L82 121L83 119H82V120L80 119L82 122H84V123L82 124L81 121H79ZM119 118H120V117H119ZM143 118L145 119V117H143ZM208 118H209V117H208ZM208 118H206L205 121L209 120ZM211 118H213V117H211ZM247 118H248V117H247ZM2 119H1V121H2ZM6 119L4 120V122L6 121ZM41 119H42V122H43V121L46 122V120H44V118H41ZM97 119H98V118H97ZM104 119H105V118H104ZM167 119H168V118H167ZM221 119H222V118H221ZM257 119H258V118H257ZM261 119H259V120H261ZM32 120H34V116H33ZM32 120H31V122H32ZM37 120H38L39 122H41V120L39 119V117H38ZM49 120H50V119H49ZM99 120H100V119H99ZM99 120H98V121H99ZM111 120H112V119H111ZM212 120H214V118H213ZM212 120H211V122H212ZM215 120H218V118H216ZM246 120H247V119H246ZM251 120H250V121H251ZM259 120H255V121H254L255 123H253V122H249V121H248V122H249L250 125H251V123H253V124L256 125V122L259 121ZM1 121H0V125L2 126V122H1ZM12 121H13V119H12ZM14 121H15V120H14ZM34 121L36 122V120H34ZM38 121H37V122H38ZM51 121H50V122L48 121L47 123L49 124V123H51ZM107 121H108V120H107ZM205 121H204V122H205ZM223 121H224V120H223ZM10 122H11V121H10ZM100 122L104 123V122H106V120H104V121L101 120ZM109 122H110V121H108V123H109ZM149 122H151V120H150ZM202 122H203V121H202ZM209 122H210V121H209ZM211 122H210V123H211ZM213 122H214V121H213ZM260 122H261V121H260ZM262 122H263V121H262ZM43 123H44V122H43ZM111 123H112V122H111ZM120 123H121V122H120V120H119V123H118V124H120ZM215 123H216V122H215ZM220 123H221V122H220ZM226 123H227V122H226ZM228 123H230V122H228ZM257 123H258V122H257ZM4 124H5V123H4ZM10 124H11V123H9V125L7 124L8 128H9V126H10V128H11V129L8 130V131L13 130V128H14V133H15V134H13L12 132H11V133H12L13 136L15 135V137H16V131H15V129H16V125L14 124L15 126L13 127V124H11L12 126H11ZM38 124H39V123H38ZM38 124H37V125H38ZM45 124H46V123H45ZM45 124H44V126H45ZM61 124H62V122H61ZM61 124H60V125H61ZM63 124H64V122H63ZM75 124H76V123H75ZM75 124H73V126H72V128H74V130H75ZM155 124H156V123H155ZM201 124H202V123H201ZM204 124H205V123H204ZM206 124H207V123H206ZM206 124H205V125H206ZM218 124H219V121L217 122V125H218ZM221 124H222V123H221ZM246 124L248 125V123H246ZM258 124H259L258 126L261 127V126H260V123H258ZM263 124H264V123H263ZM37 125H36V126L34 125V126H35L36 128H44V126H42L43 124H39L38 126H37ZM71 125H72V124H71ZM84 125H85V124H84ZM103 125H105V124H103ZM109 125H111V124H107L106 126L108 127ZM157 125H158V124H157ZM209 125H210V124H209ZM211 125H213V124H211ZM215 125H216V124H215ZM217 125H216V126H217ZM223 125H224V124H223ZM230 125L233 127L232 123H231ZM230 125L228 124V126H230ZM240 125H241V127H242V123H241ZM243 125H244V124H243ZM255 125H254V127H255ZM261 125H262V123H261ZM34 126H33V127H34ZM49 126H50V125H49ZM49 126L47 125L48 129H49ZM62 126H63V125H62ZM77 126H78V125L76 124V128H77ZM106 126H105L106 129H104V127L101 126V127L104 129V131H106V132H107V130H108L109 132H111L110 129H111L112 127L115 128V126H112V125H111L112 127L109 126V127H108L109 129H108ZM142 126H144V127L142 128ZM165 126H166V125H165ZM202 126L204 127V125H202ZM202 126L200 125V126H198V127H201V129H202ZM207 126H208V125H207ZM207 126H206V127H207ZM225 126H227V125L225 124ZM231 126H230V128H228V131L231 129ZM251 126L253 127V125H251ZM262 126H264V125H262ZM33 127H32V129L34 130L35 127H34V128H33ZM154 127H155V126H154ZM154 127H151V128L153 129ZM157 127H158V126H157ZM166 127H167V126H166ZM217 127H220V126H217ZM236 127H238V125H237ZM236 127H235L234 129H236ZM241 127H238V128H241ZM243 127H244V126H243ZM163 128H164V127H163ZM222 128H223V127H222ZM222 128H221V129H222ZM238 128H237V129H238ZM1 129H2V128H0V130H1ZM45 129H47V128H45ZM48 129H47L46 132L49 131ZM77 129H78V128H77ZM77 129H76V130H77ZM115 129H116V128H115ZM115 129H113V130H115ZM118 129H119V128H118ZM132 129H133V130H132ZM156 129H157V128H156ZM199 129H200V128H198V131H199ZM203 129H204V128H203ZM208 129H211V128H208ZM258 129H259V130H258ZM258 129H257V130H258V131H257L256 128H255V131H254L255 136H257V135H256V134H257L256 131H257L258 133H259V131H260V128H258ZM3 130H4V128H3ZM3 130H1V132H2ZM29 130H30V128H29ZM35 130H36V129H35ZM60 130H61V129H60ZM76 130H75V131H76ZM79 130H80V128H79ZM119 130H120V129H119ZM122 130H123V129H122ZM148 130H150V129H148ZM153 130H154V129H153ZM158 130H159V129H158ZM162 130H163V129H162ZM196 130H197V129H196ZM204 130L206 131V129H204ZM231 130H232V129H231ZM242 130H246V127H244ZM261 130L263 131V129H261ZM25 131H26V130H25ZM25 131H24V134H25ZM101 131H102V130H101ZM124 131H125V130H124ZM124 131H123V134L121 133L122 136L120 135V138H121V137L123 138V136L125 137V136H127L128 134H129L128 136L131 137V136H130L131 134L128 133V131H127L128 134L125 133V134H127V135H124ZM146 131H147V130H146ZM165 131H166V130H165ZM198 131L195 132V133H198ZM205 131L201 130V132H205ZM210 131H212V129H211ZM224 131H226V130L224 129ZM1 132H0V134H1ZM26 132H27V131H26ZM31 132H32V131H31ZM34 132H35V131H34ZM34 132H33L32 134L35 135V136H36V135H38V136H41V135H42L41 132L38 131V129H37V132H40L41 135L38 134V133L35 134L36 132H35V133H34ZM44 132H45V130H44ZM54 132H55V133H54ZM76 132H77V131H76ZM113 132H114V131H112L111 133H113ZM117 132H118V131H117ZM119 132H120V131H119ZM125 132H126V131H125ZM160 132H161V131H160ZM201 132L199 131V134H201V135H205V136H206V140L203 141V142H198V145H197V147H196V148H198V149H196V150H194V149H195V146H194V145H195V141H194L195 139L193 140V143H190V142L192 141L193 137H189V139L191 138V140H189V144H193V146H191V145H190V146L192 147V149L194 148L193 151H191V152H194V151H195V153H191V152H190V155L192 154L191 156L194 157L193 154H199V155H197V156H199V157L196 156V157L198 158V160L196 159V160H197L196 162H195V160H193V161L190 160V161L192 162V164H189L190 161H189V158H188V160H186V162L189 161V162H188V165H187L186 168H184L185 166L182 167V163H181L182 161H181V159H179V161H177V159H178L179 156L175 155V153H173V154H174L175 156H177V157L172 156V154H171V155H170V158H171V157H175V158H177V159H176L177 162H175L174 165L176 164V166H177V165L179 164L178 166H179L180 168L182 167L181 169H183V168H184V169H183V170L180 169L181 171H178V170H177V167L175 166L176 169H174V170L177 171V175H175L174 177H170L171 179L168 180L167 183H165L166 185H164L163 183H160L161 185H164V186H163L164 188H162V190H161V187H160L161 185L158 184V183H159V180H161V179H160L161 176H162V177L165 176V172H166V175H167V173H168L167 171H169V170L172 168V166H173V165H171L172 163L169 162L170 165H171V168H170V169H168L170 165L168 164V165H169V166H168L167 163L164 164V165H161L160 168H159V172H158L157 174H155V178L159 177V179H157V180H158V182H157V180H155V178H154V180H155L157 183H156V185H151V187L153 186V188H154V186H155V188H156V190H157L156 192H154V191L152 190V191H153L152 193H154L157 197L159 196V197L157 198V200L159 199V200H158L159 205H158V207H157L156 209H152V211L149 213V216L146 215L147 218H148V217L150 218L151 214H153V215H152L153 217L151 216V219H150V221H151L152 223H151L150 221H149V223L153 224V221H154V223H155V220H157L156 223L159 224V222H160V226L162 227V226H164V224H163L164 222L169 223L168 221L171 220L172 218H176L178 214H179V216H181L182 218H183V216H182L183 213H184L185 216H189L188 213H187V215H186L185 211H187L186 209H188L189 207L191 208V206H193V205L188 206L189 204L186 203V201L184 200L183 196L181 195L182 193L179 194L180 192H178V193L176 194L175 191L177 192V191L179 190V189H178L179 187L181 188V186H185V185H188V186L190 185V188H191V186H192L193 189H194V186L196 185V183L194 182V183H195V184H194L193 181H194V179H196V178L199 177V176H201V177H202V176H207V178L210 177V180H211V179H214V181L217 182L218 185H216L217 187H215V188H218V187H219L217 191L219 192V191H222V190H223V192L220 193V194H218V192H215V193H217L218 196L221 195V194H223L225 189H226V191H227V190H228V189H227L228 187L230 188V186H233V185L235 184L236 180L234 179L235 181H233V179L231 178V176L228 177V175H229L228 173H229V172H228V173H227V172H226V173H222V171L220 170V168H221V163H220V167H219V168H218L217 166H216L217 168H215V165H214V163H215V164H216V162L218 163V160L215 161V160H214V159H215L214 157H216V156H217L216 154L219 153L218 151L221 152V149H222L221 147H222L223 144L220 145V144L222 143V140L220 139L221 137L219 138V137H217V136L209 135L210 132H209V133L205 132V133H203V134H202ZM260 132H261V131H260ZM53 133H54V135H55V134H56V130L53 131ZM92 133H93V132H92ZM92 133H90V134H92ZM101 133H104V132H101ZM144 133H145V132H144ZM170 133H171V132H170ZM193 133H194V131H193ZM195 133H194V134H195ZM227 133H229V132H227ZM262 133H264V131H263ZM30 134H31V133H30ZM30 134L28 133V136L31 137L32 135H30ZM48 134H51V131H49ZM78 134H79V131H78ZM135 134L133 133L134 138L137 137V136L135 137ZM160 134H161V135H160ZM166 134H167V133H166ZM237 134H238V131H237ZM260 134H261V133H259V135H260ZM1 135H3V133H2ZM74 135H77V134H74ZM81 135H83V134H81ZM109 135H111V134H109ZM178 135H179V134H178ZM178 135H177V136H178ZM231 135H232V134H231ZM235 135H236V134H235V131H234V136H235ZM248 135H249V133H248ZM248 135L246 136V138L248 137ZM253 135H254V134H253ZM4 136H5V135H4ZM44 136H45V135H44ZM51 136H52V134H51ZM87 136H88V135H87ZM104 136H105V135H103V137H104ZM184 136H185V135H184ZM190 136H192V134H190ZM241 136H242V139H239L240 137L236 139V137H238V136H235L236 141H238V142H237L238 144H236V145L238 146V148H237V146H236V151L239 150V151H240V155L242 154V155H241L242 157H241L240 159H241L243 162H245L246 164H248V163L250 164V166H249V165L246 166V170H247V171H250V173H249L250 175L247 173V176H245L246 178H245L244 180L242 179L243 182L241 183L242 180L240 181L241 184H240V183H239V184L241 185L240 190L242 189V193H241V191H240L241 194L239 195V193H238V189H236L237 192H236L235 194H233V196H236V195H239V196H238V198L236 197V200H234L235 202H233V203H235L236 206H238V207H240L239 205L247 206V207H243V206H241V207L244 208V209H245V208H246V209H247V208L249 209V207H250V210H251V209H253V207H254V208H256V209L258 210V212H261V211H262L261 209H263L264 206H263L262 204H259V202H260L259 200H261V199L263 198V197H260V196H263L264 194H263V195H259V196H258V194H260V193H261V194L264 193L263 188H262V190H261V187L264 186V182H263L264 178H263V174H262V170H263V169L261 170V167H260V170H261V171L258 170L259 167H258V165L256 164L258 161H257L255 164H253L252 162L255 161V159H257V157H256V156H257L256 153H258V152H262V150L259 151L260 149L258 150L257 147H253V144H254V141H253V140H252L253 142H248V141H251V140H248V139L245 140V138H243V137H244V133H243ZM261 136H262V135H261ZM30 137H29V138H30ZM46 137H48V135H46ZM72 137H73V136H72ZM72 137H71V138H72ZM78 137H82V136H78ZM78 137H76V139L79 141L80 144H79L77 141H76V143H75V139L73 138V139H74V140H73L74 143H72V139H71V146H69L70 148H69V149H68V148H65V149H66V152L68 153V155H69V151L71 152L70 157L67 156V154H66V157H69V161L71 162V164L74 163V164L72 165L73 167H74L75 164L77 165V162L79 161L78 166L75 165V168H73V169L76 170V168L79 167V168H77V171H76V172L79 173V174H82L84 177H86V176L88 175V171H89V170H90V171H93L94 168H95L94 171H96V168H97L98 166H100V165H101L103 168H105V167L107 168V166H109L107 169L105 168L106 171H107L108 173H110L109 171L111 170V173H113L114 171H113V168H112L113 166H112V165H114V163H115V165H117L118 160H119V156L121 155V157H122V161H123V156H124V157L127 156V155H125V154H126V153H125V152H126L125 149L128 147V146H127V145H128V142H127V145H125L126 147H123L124 149H122V148H121V150L119 149L120 152H122L123 150H124V152H122V154L118 155V153H117L116 151H118L117 149H118L119 146H118L117 149L115 150V149L111 148V147H112V146H111L112 143H108V141H111V137H112V136H110V137H109L110 140H107V139L102 138V139H104V141H103V146H104L105 143H108L109 146H107V147L109 148V150H108V148L105 149L106 147H102L104 150L101 149V152H99L100 149H99V147H98V148H97V149H99L98 151H97L96 149H94V150H95L94 152H96V155L93 153V155L90 156L89 153H88V154H87V157H86L85 155H82V154H84V153L86 154V152H88V150L91 151V150H90L91 147L93 148L94 146H91V147L89 146L88 149L84 148L83 146H87V144H88L87 141H88L89 139L86 138V139H88V140H87V141H84V140H82L83 137H82V139L80 138L81 140H79ZM84 137H85V135H84ZM100 137H102V136H100ZM100 137H98L99 140L101 139ZM106 137L108 138V135H106ZM141 137L138 136V138H136V139H139V140H140ZM180 137H181V136H180ZM223 137H224V136H223ZM258 137H259V136H257L256 138H258ZM263 137H264V135H263ZM3 138H4V137H3ZM31 138H32V137H31ZM40 138H41L42 140H46V141L49 139V138L47 139V138H44V137H43V138L40 137ZM51 138H52V137H51ZM54 138H56V136H54ZM109 138H108V139H109ZM114 138H115V137H114ZM114 138H113V139H114ZM145 138H142V139H145ZM176 138H177V137H176ZM225 138H226V137H225ZM231 138H232V137H231ZM233 138H234V137H233ZM233 138H232V140H235V139H233ZM10 139H11V135H10ZM37 139H38V138H37ZM37 139H36V141H35L36 144H38L37 141L39 140V139H38V140H37ZM57 139H58V138H57ZM95 139H97V137H96ZM113 139H112V140H113ZM142 139H141V140H142ZM147 139H146V140H147ZM179 139H180V138H179ZM183 139H184V138H183ZM185 139L187 140V138H185ZM226 139H227V138H226ZM250 139H251V138H250ZM253 139H254V138H253ZM11 140L13 141V139H11ZM34 140H35V139H34ZM54 140H55V139H54ZM54 140H53V141H54ZM125 140H126V139H125ZM157 140H154V141L157 142ZM165 140H164V141H165ZM223 140H224V138H223ZM247 140H248V141H247ZM260 140H262V137L260 138ZM3 141H5V140H3ZM3 141H2V142H3ZM6 141H9V140L6 139ZM32 141H33V138H32ZM50 141H51V140H48L47 142L51 143L52 141H51V142H50ZM57 141H58V140H57ZM106 141H107V142H106ZM113 141H114V140H113ZM120 141H121V140H120ZM158 141H159V140H158ZM177 141H179V140L177 139ZM225 141H226V143H227V140H224V145H225ZM236 141H234V142H236ZM255 141H257V140H255ZM2 142H1V143H2ZM40 142H41V141H40ZM55 142H56V141H55ZM55 142H54V143H55ZM65 142H67V140H66ZM81 142H84L85 145H83V144H84V143H83V144H82L83 146H82V145H81ZM89 142H90V141H89ZM98 142H99V141H98ZM104 142H105V143H104ZM111 142H112V141H111ZM115 142H116V141H115ZM123 142H124V141H122V143H123ZM145 142H147V141H145ZM145 142H144V144H145ZM166 142H167V141H166ZM166 142H164V143H165L164 145H167ZM181 142H182V141H181ZM196 142H197V141H196ZM258 142H259L258 144H260V145L263 144V143L261 144V141H259V139H258ZM262 142H263V140H262ZM7 143H8V142H6V144L4 143V145H6V146H4V147H6V148L8 147V144H7ZM49 143H44V144H49ZM54 143H53V144H54ZM56 143H57V142H56ZM69 143H70V142H69ZM86 143H87V144H86ZM101 143H102V142H101ZM125 143H126V142H125ZM130 143H131V141H130ZM158 143H159V142H158ZM158 143H157V146H158ZM178 143H179V142H178ZM251 143H253V144L251 145ZM2 144H3V143H2ZM33 144H34V143H33ZM44 144H43V145H44ZM89 144H90V143H89ZM89 144H88V145H89ZM92 144H93V142H92ZM115 144H116V143H115ZM115 144H114V146H115V148H116L117 145H115ZM131 144H132V143H131ZM131 144H130V150H129V147H128V150L126 149V150H127V154H129L128 151H132V150H135V151H136V150L139 149V151H140V149H141L142 147H144V146H145L144 148L147 149V148H148L147 146L150 145V144H148V142H147V146L143 144L144 146H142L141 148H137V147H136L137 149L135 148V149H132V150H131ZM160 144H162L161 142L159 143V146H162V149H163V144H162V145H160ZM176 144H177V143H176ZM232 144H235V143L232 142ZM255 144H256L255 146H257V142H255ZM43 145H41L40 148L42 149V147H44L43 149H46V151L42 149V152H43V151L46 152V156H45V157H46V160H47V161H46V160L44 161V165L46 164L44 167H46V166H47V167H46V168H44V167H43V168H42V167H39V169L41 168V171H42V172H43V170L45 169V170H44V173H45V172H47V173H51V174L53 175V177L55 176V177H54L55 179H59V178L61 177V175H60V174H56L55 170L57 171L58 168L55 169V167H58V166H60V165L57 163L58 161H56V160H52V159H54V155H53L52 153H55V152H54V151L51 152L52 149H51V150L49 149L50 151H47V148H48V147L46 148V145H45V146H43ZM51 145H52V143H51ZM51 145H50V147H51ZM54 145H55V147H56L58 144H54ZM112 145H113V144H112ZM135 145H137V144H135ZM151 145H153V143H152ZM177 145H178V144H177ZM177 145H176V146H177ZM180 145H181V144H180ZM260 145H259V146H260ZM48 146H49V145H48ZM110 146H111V147H110ZM137 146L139 147V145H137ZM230 146H231V145H230ZM134 147H135V146H133V148H134ZM150 147H151V146H150ZM165 147H166V146H165ZM177 147H178V146H177ZM180 147H181V146H180ZM180 147H179V148H180ZM188 147H189V146H188ZM52 148H54V146H53ZM89 148H90V149H89ZM94 148H95V147H94ZM100 148H101V145H100ZM110 148L112 149V151L114 150V152H116L117 155H118V156H117L118 158L116 157V158L118 159V160H116L117 163H116L114 160H112L113 157L115 158V156H116L115 154H116V153L113 152V154H114V155H113V154H112V151H111ZM144 148H143V149H144ZM153 148H154V150H155L156 146L153 147ZM159 148H160V147H159ZM179 148H178V149H179ZM182 148H183V146H182ZM189 148H190V147H189ZM228 148H229V147H228ZM253 148H254V150L257 148L258 152H257V150H256V153H255V152L253 151ZM56 149L58 150V146H57ZM56 149H55V151H56ZM67 149H68V150H67ZM83 149H85L86 152H85V150H83ZM156 149H157V148H156ZM160 149H161V148H160ZM180 149H181V148H180ZM185 149H186V148H185ZM185 149L183 148V149H181V150H185ZM229 149H230V148H229ZM263 149H264V147H263ZM81 150H83L82 154H81ZM107 150H108V151H107ZM150 150H151V149L149 148V150L147 149L146 151L149 152ZM157 150H158V149H157ZM198 150H199V152H198ZM0 151H1V150H0ZM92 151H93V150H92ZM92 151H91V153H92ZM135 151H134V152L132 151V155L135 154ZM144 151H145V150H144ZM146 151H145V152H146ZM158 151H159V150H158ZM178 151H180V150H178ZM178 151H177V152H178ZM189 151H190V149H189ZM189 151H188V154H189ZM196 151H197V152H196ZM233 151H234V150H233ZM239 151H238V152H239ZM34 152H35V151H34ZM34 152H32V153H34ZM44 152H43V153H44ZM47 152H48L49 154H48ZM50 152H51L52 155L50 154ZM66 152H65V153H66ZM97 152H99V153H97ZM108 152H109V153H108ZM118 152H119V151H118ZM136 152H137V151H136ZM147 152H146V153H147ZM153 152H154V151H153ZM253 152H254L255 154H254ZM0 153H2V152H0ZM76 153H78L79 155L76 154ZM91 153H90V154H91ZM105 153H107V155H106ZM130 153H131V152H130ZM141 153H142V152H140V154H141ZM154 153H155V152H154ZM156 153H157V151H156ZM180 153H181V155H182V154L184 153V151H183V152H180ZM180 153H179V154H180ZM222 153H223V152H222ZM231 153H232V152H231ZM231 153H229V154H231ZM97 154H98V156H97ZM140 154L138 153V156H137V155H135V156L139 157ZM179 154H178V155H179ZM229 154H228V155H229ZM232 154H234V153H232ZM259 154H260V153H259ZM24 155H25V154H24ZM76 155H78V157H80L81 159L77 157V159H76L77 162H74V161H72V160L76 157ZM88 155H89V156H88ZM109 155H110V156H109ZM112 155H113V156H112ZM130 155H131V154H129V157H127V158H130V157H131ZM181 155H180V156H181ZM184 155H185V154H184ZM184 155H182V156L184 157ZM215 155H216V156H215ZM218 155H219V154H218ZM255 155H256V156H255ZM51 156H52V159L50 158ZM61 156H62V155H61ZM92 156H93V157H94V156H97V157H96V158L94 157L95 160H93L94 158H93ZM151 156H152V155H151ZM182 156H181V157H182ZM221 156H223V154H222ZM221 156H220V157H221ZM229 156H230V155H229ZM6 157H7V156H6ZM47 157H48V159H47ZM89 157H91V158H89ZM111 157H112V158H111ZM137 157H136V158H137ZM143 157H144V156H143ZM196 157H195V158H196ZM220 157H219V158H220ZM223 157H224V156H223ZM230 157H231V156H230ZM254 157H256V158H254ZM258 157H259V156H258ZM8 158H9V157H8ZM62 158H63V156H62ZM109 158H110V159H109ZM114 158H113V159H114ZM127 158H126V160H127ZM136 158H135V159H136ZM216 158L218 159V157H216ZM49 159H51L52 162H51V160H49ZM64 159H65V158H64ZM79 159H80V160H79ZM131 159H132V158H131ZM143 159H144V158H143ZM172 159H173V158H172ZM182 159H183V158H182ZM230 159H231V158H230ZM258 159H259V158H258ZM258 159H257V160H258ZM35 160H36V159H35ZM110 160H111V161H110ZM170 160H171V159H170ZM173 160H174V159H173ZM220 160H221V159H220ZM220 160H219V161H220ZM227 160H228V159H227ZM261 160H262V159H261ZM261 160L259 161L260 163H258L259 165L262 163ZM48 161H50V164L48 163ZM55 161H56V162H55ZM67 161H68V160L66 159V162H67ZM100 161L104 162L105 165H102V162L99 163ZM128 161H129V160H128ZM137 161H140V160H137ZM174 161H175V160H174ZM214 161H215V162H214ZM232 161H233V160H232ZM242 161H241V162H242ZM45 162H47L49 165H48L47 163H45ZM62 162L64 163L65 161L63 160ZM62 162H61V160H60V163L63 165ZM70 162H68V163H70ZM105 162H106V163H105ZM107 162H108L109 164H108ZM111 162H112V163H111ZM113 162H114V163H113ZM133 162H134V161H132L131 163L133 164ZM143 162H144V161H143ZM172 162H173V161H172ZM178 162H180L181 164L178 163ZM193 162H194V163H193ZM243 162H242V163H243ZM53 163H55V165H54ZM110 163H111L112 165H111ZM127 163H128V162H127ZM136 163H138V162H136ZM139 163H140V162H139ZM145 163H146V162H145ZM145 163H143V164H145ZM177 163H178V164H177ZM245 163H243V164H245ZM64 164H65V163H64ZM106 164H107V165H106ZM120 164H121V163H120ZM132 164H131L129 167H131V168L133 167V168L135 169V165H132ZM186 164H187V163H185V164H183V165H186ZM225 164H227V162H226ZM262 164H263V163H262ZM262 164H261V165H262ZM51 165H52V166H51ZM65 165H66V164H65ZM122 165H125V166H126V163L124 162V164L122 163ZM180 165H181V166H180ZM216 165H217V164H216ZM222 165H223V164H222ZM227 165H228V164H227ZM118 166H120L119 163H118ZM125 166H124V167H125ZM141 166H142V165H141ZM145 166H146V165H145ZM52 167H53V168H52ZM64 167H65V168H63V169H65V170H63V171H64V173H65V172H67V171H66V169H67L66 167H68V165H67V166H64ZM115 167H116V169H115ZM129 167L127 166V169H129ZM179 167H178V168H179ZM263 167H264V166H263ZM36 168H37V167H36ZM47 168H48V169H47ZM92 168H93V170H91ZM131 168H130V169H131ZM133 168H132L133 172H132V170H130V173L132 172V174L135 175V174H137L138 171L134 172V169H133ZM142 168H143V170H145V169H144L145 167H142ZM49 169H50V171H49ZM53 169H54V171H53ZM60 169H62V168H60ZM71 169H72V167H71ZM71 169L69 168V170H71ZM73 169H72L71 171H73ZM108 169H109V170H108ZM114 169H115L116 171H119L118 169H122V167L120 166V167L117 169V166H114ZM123 169H124V168H123ZM123 169L121 170L122 175H123V176H124V175H127V177L129 176V178H130L132 175L128 174L129 172L127 173L126 171H125V173L123 174V172H124ZM137 169H138V168H137ZM139 169H140V167H139ZM167 169H168V170H167ZM217 169H219V170H218L219 172L216 171ZM58 170H59V169H58ZM124 170H125V169H124ZM171 170H173V169H171ZM243 170H245V168H244ZM51 171H52L53 173H55V174H53ZM59 171H60V170H59ZM90 171H89V172H90ZM94 171H93V173H94ZM164 171H165V172H164ZM225 171H226V170H225ZM61 172H62V170H61ZM61 172H60V173H61ZM73 172H75V171H73ZM96 172H97V171H96ZM107 172H106V173H107ZM163 172H164V173H163ZM172 172H174V171H172ZM263 172H264V171H263ZM47 173H45V174H47ZM57 173H59V172L57 171ZM64 173H63V174H64ZM68 173H69V172H68ZM106 173L104 174V173L100 172L101 175H105V176H106V177L104 176L105 178H107V176H108V180L105 179L107 183H108V181H109V179H110V182H109L108 184L106 183L107 186H106V184H105V182H104V185H105V188H106V189H108V190H109V189H112L111 191L115 193V191H113V190L115 189V187H116L115 185H117L118 188H120L121 185H122V187L125 185V184H123V183L125 182V180H124V181L122 180L123 182L121 181V183H120V177H121V178H124V177H125V176L122 177V175H121L120 172H118V173H119V175H118L119 178H118V176H117L118 179H117V178H113V176H114V177L116 176L115 173L110 174V175H106ZM141 173H142V172H139L137 175L142 176ZM162 173H163L164 175H162ZM91 174H92V173H91ZM226 174H228V175L226 176ZM232 174L234 175V173H232ZM232 174H230V175H232ZM245 174H246V173H245ZM69 175H71V174H69ZM69 175H68V176H69ZM76 175H77V174H76ZM160 175H161V176H160ZM171 175H173V173H172ZM58 176H59V177H58ZM63 176H64V178H66L65 175H63ZM111 176H112V177H111ZM168 176H169V175H168ZM189 176H190L191 178H189ZM234 176H235V175H234ZM243 176H244V174H243ZM70 177H71V176H70ZM74 177H75V176H74ZM102 177H103V176H102ZM104 177H103V178H104ZM109 177H110V178H109ZM201 177H199L200 179H199L198 181L201 180ZM29 178H30V177H29ZM71 178H72V177H71ZM77 178H79V177H77ZM77 178H76V179H77ZM125 178H126V177H125ZM167 178H168V177H167ZM202 178L204 179V177H202ZM233 178H234V177H233ZM60 179H61V178H60ZM69 179H70V178H69ZM69 179H66V180H69ZM72 179H73V178H72ZM76 179H75V180H76ZM79 179H80V178H79ZM115 179H117L116 181L119 180V182H117V184H116V181L114 182ZM203 179H202V180H203ZM112 180H113V181H112ZM126 180H127V179H126ZM210 180H209V181H210ZM58 181H59V180H58ZM58 181H57V182H58ZM196 181H197V180H196ZM198 181H197V182H198ZM207 181H208V179H207ZM214 181H213V182H214ZM18 182H19V183H18ZM20 182H21V181L18 180V181H17V184H20ZM66 182H67V181H66ZM76 182H77V181H74L73 183L76 184ZM82 182H83V181H81L80 183H82ZM88 182H89V181H88ZM112 182H113V183H112ZM130 182H132V181H130ZM130 182L128 181V182L126 183L125 186H127L128 183L130 184ZM165 182H166V181H165ZM205 182H206V181H205ZM229 182H230V183H229ZM233 182H234V183H233ZM262 182H263V183H262ZM21 183H22V182H21ZM24 183L27 184L26 181H24L22 184H24ZM73 183H71V187H69V185H68L67 183H66V185H68L69 188H73V186H74L73 189H78L77 187H79L78 190H80L81 187H82V190L79 192V191H77V190H73V189H71L72 192H73V191L76 192V193H73L74 195L72 194V195H73L72 197H74V196L77 194V192H78V194H77L76 196H77V197H79V196L81 197V196H82V197H81V201L79 202L80 204H81L82 201L85 199V200L83 201V202H84V205H89V204H90L89 207H90V206L96 207L95 205L98 204V203H97L98 200L96 201L95 198H96V196H97V198H98V195H99V194H98V195L95 194L96 192H95L94 189H93L94 192H93V191L91 192V190H90L89 192H91V193L89 194V192H88L89 189H88V188H85L84 186H82V184L76 186V185H74ZM83 183H84V182H83ZM114 183H115V185H114ZM119 183H120V187H119V185H118ZM133 183H134V182H133ZM209 183H211V185H212V182H209ZM261 183L263 184V186H262ZM29 184H30V183H29ZM203 184H204V183H202V185H203ZM227 184H230V186H228ZM231 184H233V185H231ZM52 185H54V183H53ZM198 185H199V184H198ZM205 185H206V183H205ZM205 185H203V188H205V187H204ZM211 185H210V186H211ZM214 185H215V184H214ZM226 185H227V186H226ZM27 186H29V185H27ZM108 186H111V187L109 188ZM158 186H159V188H160L161 191H160L159 189H157ZM200 186H201V184H200ZM206 186H207V185H206ZM208 186H209V185H208ZM210 186H209V187H210ZM75 187H76V188H75ZM87 187H88V186H87ZM89 187H90V186H89ZM92 187H93V186H92ZM113 187H114V189H113ZM117 187H116V188H117ZM151 187H150V188H151ZM185 187H186V186H185ZM185 187H184V188H185ZM196 187H198V186H196ZM209 187H208V188H209ZM211 187H212V186H211ZM27 188H28V189L30 188L31 190L36 189V188H32V187H31V184H30V187H27ZM39 188H40V187H39ZM41 188H42V187H41ZM50 188H51V186H50ZM93 188H94V187H93ZM123 188H124V187H123ZM125 188H126V187H125ZM144 188H145V189H144ZM144 188H142L143 193H142V191H140V193L143 194V195H140V196H141L140 198H139V196H138V197L136 196L137 193L135 194V196L137 197L138 200H139V199H144L143 197H146L147 195L152 196V193H151V191H150L151 189L149 188V186H148V188H146V185H145ZM155 188H154V189H155ZM198 188L200 189V187H198ZM208 188H207V190H208ZM212 188H213V187H212ZM215 188H214V189H215ZM86 189H87V190H86ZM91 189H92V188H91ZM148 189H149V191H148ZM176 189H178V190H176ZM185 189H186V188H185ZM185 189L183 190V188H182L181 192H182V191H185ZM188 189H189V188L187 187V190H188ZM193 189H192V192L194 193V191H196L197 188H196L194 191H193ZM210 189H211V188H210ZM210 189H209V190H210ZM31 190H30V194H31ZM37 190H38V189H37ZM44 190H45V189H44ZM120 190H121V188H120ZM144 190H146V191H144ZM158 190H159L160 194H159ZM259 190H261V191H259ZM38 191H39V190H38ZM40 191H42V189H40ZM45 191H47V190H45ZM96 191H97V190H96ZM124 191H126V190H124ZM147 191H148L150 194H149ZM179 191H180V190H179ZM197 191H198V189H197ZM200 191H201V190H200ZM202 191H204V190H202ZM211 191H212V189H211ZM211 191H206V193H207V192H210V194L208 193L207 196H205V195H206L205 192H204V194H200V195H202V197L205 196V197H206V201H207V199H209V197H212L211 195H212L213 193H212ZM215 191H216V190H215ZM35 192H36V191H35ZM42 192H43V191H42ZM81 192H82V193H81ZM83 192H84V193H83ZM120 192H121V191H119V192L116 191V193H120ZM146 192H147V193H146ZM157 192H158V193H157ZM185 192H186V191H185ZM258 192H259V193H258ZM32 193L34 194V192H32ZM44 193H45V192H44ZM44 193H43V194H44ZM87 193H88L90 196H88ZM93 193L96 195L95 198H92V197H94V194H93ZM116 193H115V195H116ZM126 193H127V192H126ZM126 193H124L123 190H122V194H123V195L125 194V196H127ZM195 193H196V192H195ZM199 193H201V192H199ZM199 193L197 192V194H199ZM202 193H203V192H202ZM211 193H212V194H211ZM225 193H226V192H225ZM225 193H224V194H225ZM237 193H238V194H237ZM37 194H38V193H37ZM37 194H35V196H37ZM40 194H41V192H40ZM40 194H38V196H39ZM46 194H47V193H46ZM84 194H85V195H84ZM91 194H92V195H91ZM109 194H111V193L109 192ZM120 194H121V193H120ZM120 194H118V195H120ZM122 194H121V196H122ZM144 194H147V195H144ZM175 194H176V195H175ZM224 194H223V196H224ZM83 195L85 196L84 198H83ZM86 195H87V196H86ZM111 195H112V197L115 196L113 193H112ZM118 195H116L115 198L113 197L114 200L117 199L116 202H117L118 200L121 201V202H122V201H124V202L126 201V200H124V199H126L127 197L124 198V199H123V198H120V199H121V200H120V199H118V198L121 197V196H118ZM133 195H134V194H132V196H133ZM155 195H154V196H155ZM178 195L181 196V198H180V196L178 197V200L180 199V201L182 200V202H183V200H184L185 204H188L187 206H185V204L183 205L182 202H181L180 204H182V205L185 206V207H183L182 205H181L182 207H181V206L178 207V204H177V206H176V204L173 205L174 202L172 203V200H174V198H175L176 196H178ZM213 195H214V194H213ZM17 196H18V195H17ZM35 196H34V197H35ZM44 196H45V195H44ZM76 196H75V197H76ZM109 196H110V195H109ZM117 196H118V197H117ZM135 196H134L133 198H135ZM154 196L151 197L152 199L150 198V199H151V200H150L151 202L145 200L146 198H149V197H146V198L144 199L145 202H142V200H140V201H138V200H133V198H132V200H133V201L142 202L143 204H145V203L148 204L147 202L152 203ZM173 196H174V197H173ZM198 196H199V195H198ZM226 196H227V194H226ZM226 196H225V197H226ZM9 197H10V196H9ZM18 197H19V196H18ZM30 197H31V195H30ZM32 197H33V196H32ZM32 197H31V199H32ZM34 197H33V199H34ZM75 197H74V198H75ZM89 197H90L91 199H90ZM205 197H204V198H205ZM207 197H208V198H207ZM216 197H217V196H216ZM216 197H215V199H216ZM221 197H222V195H221ZM228 197H229V195H228ZM259 197H260L261 199H260ZM25 198H27V197L25 196ZM40 198H41V197H40ZM109 198H110V197H109ZM113 198H112V199H113ZM204 198H199V199H202V200H204V202H206ZM219 198H220V197H219ZM219 198H218V199H219ZM258 198H259V200H258ZM27 199H29V198H27ZM87 199H88L89 201H87ZM112 199H111V200H112ZM155 199H156V198H155ZM199 199H198L197 201L200 202L201 200H199ZM215 199L213 198V199H209V200L213 201V200H215ZM218 199H216V201H217ZM263 199H264V198H263ZM263 199H262V201H264ZM4 200H5V199H4ZM29 200H30V199H29ZM37 200H38V199H37ZM77 200H79V199L77 198ZM90 200H92V201L95 200L97 204H96L95 202H94L95 204H93ZM105 200H106L107 202L110 201V199H107V197H106ZM105 200H104V201H105ZM175 200H177V198H176ZM175 200H174V201H175ZM231 200H232V198H231ZM30 201H31V200H30ZM42 201H43V200H42ZM119 201H118V203H119L120 205H121V204L124 205L123 202L120 203ZM216 201H214V203H216ZM262 201H261V202H262ZM28 202H29V201H28ZM36 202H37V201H36ZM59 202H60V201H59ZM87 202H88L89 204H88ZM110 202H111V201H110ZM112 202H113V201H112ZM112 202H111V203H112ZM261 202H260V203H261ZM33 203H34V202H33ZM42 203H43V204H42L43 206H44V204H46V203H44V201H43ZM57 203H58V202H57ZM60 203H61V202H60ZM60 203H59V204H60ZM77 203H78V202H77ZM113 203H115V202H113ZM118 203H116V205H118ZM142 203H141V204H142ZM175 203H176V202H175ZM178 203H179V202H178ZM206 203H207V202H206ZM263 203H264V202H263ZM16 204H18V202H16ZM92 204H93V205H92ZM180 204H179V205H180ZM195 204H196V203H195ZM195 204H194V206H195ZM198 204H199V203H198ZM198 204H197V205H198ZM209 204H210V203H209ZM230 204H231V203H230ZM257 204H259V205H257ZM11 205H12V204H10V206L8 205L9 208L12 207ZM39 205H40V204H39ZM39 205H38V206H39ZM81 205H83V203H82ZM81 205H80V206H81ZM84 205H83V207H85ZM120 205H119V206H120ZM202 205H204V204H202ZM216 205H217L218 207H220L218 203H217ZM216 205H215V204L213 205V206L215 207V209H216V207H217ZM233 205H234V204H233ZM17 206H19V205H17ZM78 206H79V205H78ZM97 206H98V205H97ZM175 206H176V208L179 209V210H181L180 208H185V211H184V212H183V210L178 211L177 209H176L177 211H174L175 208L173 209V207H175ZM213 206L210 207V206H208V204H207L206 207L204 206V209H206L207 207L212 208ZM248 206H249V207H248ZM260 206H261V207H260ZM262 206H263V207H262ZM13 207H14V206H13ZM19 207H21V205H20ZM40 207H41V206H40ZM40 207H39V208H40ZM70 207H71V211H72V213H73L74 211H73V209H72V205H71ZM144 207L146 208L147 205H144L143 208L141 207L142 209H139V210H138V211H139V214H140V212H144V213H142L141 215H138V216H144V214H146V213H145L146 210H145ZM186 207H187V208H186ZM221 207H222V206H221ZM223 207H224V206H223ZM223 207H222L221 209H223ZM241 207H240V208H241ZM257 207L260 208L261 211H259V209H258ZM91 208H92V207H91ZM190 208H189V209H190ZM200 208H201V210L203 209L201 206H200ZM209 208H208V209H209ZM231 208H232V206H231ZM14 209H15V208H14ZM18 209H19V208H18ZM192 209L195 210L194 207L191 208V210H192ZM197 209H198V207H197ZM197 209H196V211H197ZM212 209H214V208H212ZM212 209H211V210L209 209V210L211 211V213L214 211V210L212 211ZM218 209H220V208H218ZM236 209H238V208H236ZM246 209H245V210H246ZM248 209H247V210H248ZM256 209H255V210L253 209V210H254V211H257ZM142 210H143V211H142ZM191 210H189L190 213H191ZM247 210H246V211H247ZM253 210H252V212H249V215H250V213L252 214V215H250V216L247 215L248 213H243V212H242V213L244 214V215L242 216L244 219L242 218V220H244L243 222H246L245 224H242V225H241V223H242V222H241V215L238 216V217L240 218V221H236V223H235V220H237V219H239V218H238V217H235L234 215H231V214L228 212V213L232 216L230 219L226 218V219H228V220H227L228 224H229V221H231L232 219L234 220V218H235L234 223H233V221H232V222H230V223H231V224L233 223V224H232V225H231V224L228 225V224H227L226 222H224L223 220L221 221V220L218 218V215H216L215 213H214L215 215H214V214H211V215H213V217L215 216V217H217V218L220 220V225H221V226H222V224H223V223H221V222H224L225 225H223V226H224L225 228H227V229H226V231H225V229H223V228H224L223 226L221 227L222 229H218V230L220 231V233H221V230H222L223 233L226 232L225 235H222L223 233H221L222 238H220V239H222V242H224V243H226V242L229 241V242H228V243H229V246H230V243H231V244L233 243V244H232L233 246H230V248H231L232 250H234V253H235L236 251L239 252V251H240L239 248H241V251H243L242 246H244L243 244H245V242H243L242 238L239 239V236H237V241H236V243H235L234 241L230 242V240H229V238L233 235V233L231 232V230H232L233 232L236 231L235 229H239V230H241V229L239 228L240 225H241V226L244 225V226H243L244 228L242 227L243 230H241V231H243L242 236H243V238H244L245 240L249 238V239H248V240H249V243H250L251 240H252V243H253L254 240L252 239V237L255 238V235H258L257 233L259 232V235H258V236L261 235L260 240H261V239H262V240H261V241L259 240L258 242L255 240V242H257V243H256V246H257V247H255V246H254V247L257 248V249L260 248V250H261V248L264 247V245L261 246V247H259V246H260V243H264V216L260 215V213H259L258 215H260L261 217L258 216V215H256V213L253 214ZM13 211H14V210H13ZM132 211L134 212V211H137V210L134 209V210H132ZM153 211H155V212L153 213ZM196 211H195V212H196ZM223 211H224V209H223ZM225 211H226V208H225ZM239 211H240V210H239ZM239 211L236 213V216H237V214H242V213L239 212ZM241 211H242V210H241ZM24 212H25V211H24ZM42 212H43V211H42ZM133 212L130 213V218L132 217V220H133V216H132V213H133ZM175 212H177V214H176ZM182 212H183V213H182ZM187 212H188V211H187ZM195 212L191 213V215H193ZM202 212H203V214L201 215V218H202V219H201V218L199 219L200 216L198 217L199 214H197V212H196L197 215H195V218H193L194 216L192 217V219H194V221H195V219L198 218V220H196V221H197V222H196L197 224H198L199 220H200V221H203V216L205 215V213H206L207 216L210 214V212L208 213V210H207V209H206L205 211L203 210ZM214 212H215V211H214ZM219 212H220V211H219ZM226 212H227V211H226ZM13 213H14V212H13ZM216 213H218V211H217ZM73 214H74V213H73ZM174 214H176V217H175ZM220 214H221V213H220ZM223 214H225V212H223L222 215H223ZM229 214H228V215H229ZM262 214H264V211L262 212ZM173 215H174V217H172ZM230 215H229V217H230ZM19 216H20V213H19ZM23 216H24V215H23ZM196 216H197V217H196ZM219 216H220V215H219ZM244 216H245L246 218H245ZM247 216H248V217H247ZM254 216H255V217H254ZM25 217H26V216H25ZM220 217H221V216H220ZM224 217H225V215H224ZM226 217H227V216H226ZM256 217H257V218H256ZM98 218H99V217H98ZM136 218H138L137 215H135L134 220H136ZM144 218H145V217H144ZM144 218L141 217L140 220H144ZM147 218H145V219H147ZM179 218H180V217H179ZM208 218H209V220H210V219H211V216H209ZM217 218H216V219H217ZM153 219H154V220H153ZM188 219H189V218H188ZM218 219H217V220H218ZM221 219H222V217H221ZM246 219H247V220H246ZM41 220H42V219H41ZM41 220L39 219V221H40L39 223H40V224H41ZM92 220H93V219H92ZM96 220H97V219H96ZM148 220H149V219H148ZM181 220H182V219H181ZM190 220H191V219H190ZM190 220H188V221H190ZM209 220H208V219L206 220V218H204V221H205L204 223L209 222ZM224 220H225V218H224ZM37 221H38V220H36V222H37ZM70 221H71V220H70ZM192 221H193V220H191L190 223H188L189 226H190V229H191V227H193V229L197 228V229H195V230H196V231L198 230V232L201 233V231H204V227H205V230H206V231H208L209 233H210V231H211L212 235H211V233H210V234H207V233H208V232H207V233H206L207 236H206V234H204L205 231H204V233L202 232V234H204L205 237H208V236H210V235L212 236V238H211V236L208 237V238H210V239L207 238L208 241L210 240L211 243H214V241H216V240H215V237H218V238L220 237V234L217 233V229H214L213 226H212V228L208 229V227L211 226V225H209L208 223H206V224L209 225L208 227H206L207 225H204V224L202 225V226H204V227H202V226H201V222L198 224L199 226L195 227L196 224H195V222H192ZM94 222H95L94 224H96L97 221H94ZM134 222H135V221H134ZM143 222H144V221H143ZM145 222H146V221H145ZM145 222H144L143 224H145ZM162 222H163V223H162ZM186 222H187V221H186ZM186 222H185L184 225H186ZM238 222H240L239 225H238ZM32 223H33V222H32ZM68 223L70 224V222H68ZM149 223H148V221H147V222H146V225L149 226V225H150ZM156 223H155V224H156ZM247 223H248V224H247ZM34 224H35V223H34ZM92 224H93V223H92ZM155 224H154V226L157 225V224H156V225H155ZM36 225H37V224H36ZM146 225H145V226H146ZM191 225H192V226H191ZM193 225H194V226H193ZM227 225L229 226V228H230L231 230L228 231L229 228H228ZM234 225H235V228H233ZM236 225L238 226V228H237ZM245 225H246V227H245ZM140 226H144V225H140ZM177 226H178V225H176L175 228H176ZM232 226H233V227H232ZM257 226L259 227V231H256V227H257ZM66 227H67V226H66ZM156 227H157V226H156ZM181 227H182V226H181ZM200 227H201L203 230H202V229L200 230V229H199ZM231 227H232V228H231ZM252 227H253V228H252ZM0 228H1V227H0ZM9 228H10V225H9ZM67 228H68V227H67ZM69 228H70V227H69ZM157 228H158V227H157ZM184 228H185V226H184ZM245 228H247L248 231H250L249 234L252 235V237L247 233L248 231H247V229H245ZM250 228H251V230H250ZM12 229H13V227L10 228L11 231H12ZM58 229H59V228H58ZM141 229H142V228H141ZM141 229H140V230H141ZM179 229H180V228H179ZM179 229H176V230L179 231ZM193 229H191V231H192ZM212 229H213V230H212ZM233 229H234V230H233ZM244 229H245V230H244ZM252 229H253V230H252ZM257 229H258V228H257ZM4 230H5V229H3V231H4ZM33 230H34V229H33ZM37 230H38V229H37ZM37 230H36V233H37ZM55 230H56V229H55ZM95 230H96V229H95ZM186 230H189V227H188V229H187V227H186ZM215 230H216V231H215ZM239 230H238L239 234H238V232H234V233H237V235H240L241 231H239ZM3 231H2V232H3ZM15 231H16V230H15ZM50 231H51V230H50ZM63 231H64V230H63ZM92 231H93V230H92ZM143 231H144V230L142 229V233H143ZM180 231H182V230L180 229ZM244 231H247V232H244ZM253 231H254V232H257V233L254 234ZM12 232H13V231H12ZM33 232H34V231H33ZM51 232H52V231H51ZM183 232H184V231H182V233H183ZM213 232H214V233H213ZM227 232H228V234H227ZM3 233H4V232H3ZM3 233H2V234H3ZM5 233L7 234V231H6V230H5ZM5 233H4V234H5ZM14 233H15V232H13V234H14ZM38 233H39L38 235L40 236V232H39V230H38ZM64 233H65V232H64ZM66 233H67V232H66ZM144 233H145V231H144ZM144 233H143V234H144ZM177 233H179V232H177ZM180 233H181V232H180ZM215 233H217L218 235L215 234ZM231 233H232V234H231ZM246 233H247V234H246ZM202 234H201V236H203ZM7 235H8V234H7ZM14 235H15V234H14ZM61 235H62V234H61ZM95 235H96V234H95ZM145 235H147V234L145 233ZM177 235H178V234H177ZM213 235H214V236H213ZM228 235H229V236H228ZM244 235H245V236H244ZM246 235H249V236H246ZM262 235H263V236H262ZM173 236L175 237V232H174V235H173ZM173 236H172V237H173ZM180 236H181V234H180ZM183 236H184V235H182V237H183ZM192 236H193V235H192ZM225 236H226V237L228 236L229 238H228V237L226 238ZM8 237H9V235H8ZM146 237H147V236H146ZM150 237H151V236H149V238H150ZM152 237H153V236H152ZM154 237H155V236H154ZM154 237H153V239H154ZM164 237H165V239H166V236H164ZM177 237H178V236L175 237V240H176ZM250 237H251V238H250ZM10 238H11V236H10ZM65 238H66V237H65ZM185 238H186V239H190V240H187V241H191V238L189 237V235H188V237H185ZM196 238H197V237H196ZM198 238H199V237H198ZM231 238H232V237H231ZM40 239H41V237H40ZM92 239H93V238H91L90 241H92ZM162 239H163V238H162ZM162 239H159L160 242H159V241H156V239H155L156 244H158V246H161V245H164V246H165V245L167 244V245L169 246V249L172 248V249H171L172 251H170V252H171V257H172V259H176V258L179 259V258H180V256H179L180 253H179V252H178V253L176 252L178 255L175 254V251H177L178 248L176 247V248H177V250H176L175 248L172 247V242H171V241H169V242H171V244H170V243L168 242L167 239H166V240H165V239L162 240ZM171 239L173 240L174 238H171ZM182 239H183V238H181V240H182ZM186 239H185V240H186ZM193 239H194V238H193ZM224 239H225L226 242L223 241ZM233 239H234V238H233ZM250 239H251V240H250ZM27 240H28L29 243H30V245H29V250H30V251H35L36 248L38 249L40 246H39V245H36V244L39 243V242H40V244H41V243L43 242V241H32L31 238H29V237L27 238ZM63 240H65V239H63ZM149 240H151V239H149ZM157 240H158V239H157ZM181 240H180V241H181ZM197 240H198V239H197ZM197 240H196V241H197ZM227 240H228V241H227ZM248 240H247V241H248ZM88 241H89V240H88ZM164 241H166V242L164 243ZM180 241H179V243H181ZM183 241H184V240H182V242H183ZM212 241H213V242H212ZM238 241H239V242H238ZM247 241H246V244L248 243ZM150 242H152V241H150ZM177 242H178V240H177ZM191 242H192V241H191ZM237 242H238V244H237ZM255 242H254V243H255ZM88 243H90V242H88ZM152 243H153V242H152ZM152 243H151V244H152ZM161 243H164V244H161ZM234 243H235V244H234ZM75 244H76V243H75ZM160 244H161V245H160ZM190 244L192 245V243H189V245H190ZM216 244H219V243L217 242ZM216 244H215V245L211 244L213 247H212V246H211V248L209 247V249L212 250V252H211V257H213L212 260H214V256H215L216 254H218V250H219V255H222V254H223V253H220V250H222V248H225V249H223V251H221V252H224V250L226 251V247H225L224 245H222L223 247L220 246V247H221V248H220V247H218L219 245H217V247H216ZM221 244H222V243H221V240H220V245H221ZM32 245H33V246H32ZM167 245H166V246H167ZM198 245H199V243H198ZM235 245H236V246H235ZM251 245H252V244H251ZM69 246H70V245H69ZM150 246L152 247L153 244L150 245ZM166 246H165V247H166ZM170 246H171V247H170ZM237 246H239V248H238ZM245 246L247 247V245H245ZM81 247H82V248H83V247L85 248L86 245H85V246L82 245ZM81 247H80V248H81ZM89 247H90V248H89ZM148 247H149V246L147 245V247H146V248H147V249H146V253H147L148 250H149V252L147 253V255L149 254V255L151 256L150 253H152V251L150 250V247H149V249H148ZM214 247L216 248V251H214ZM65 248H66V247H65ZM87 248L90 249V250H89V251H90L89 253H88ZM91 248H92V247H91V246H88V244H87V247H86L87 254L90 255V254L92 253V255H90V256L93 257L94 252L96 251V249H95V251L93 250V251L91 252V250H92ZM167 248H168V247H166V249H165V248H161V249L157 248V249H159V250L162 251V252H165V251L167 250ZM217 248H219V249H217ZM234 248H235V249H234ZM237 248H238V250H236ZM243 248H245V247H243ZM27 249H28V248H27ZM53 249L56 250V245H54ZM57 249H61V248L57 247ZM152 249L154 250V246L152 247ZM162 249H164V250H162ZM169 249H168V250H169ZM251 249H252V248H251ZM263 249H264V248H263ZM54 250L49 251L52 255L48 254V253H47L48 251H47V252H44V253H47V255H49V256H53L54 258H55V257H58L60 254L62 255V253H61L60 251H59V253H60L59 255L55 254L56 251H54ZM65 250H66V249H65ZM79 250H80V249H79ZM82 250H83V249H82ZM82 250L79 251V252H82V253H80V257H81V254H82V256H83V251H82ZM84 250H85V249H84ZM159 250H158V251H159ZM187 250H189V249L187 248ZM211 250H210V251H211ZM245 250H246V249H245ZM248 250H249V249H248ZM258 250H259V249H258ZM260 250H259V251H260ZM180 251H181V250H180ZM204 251H205V249H204ZM210 251H209V252L207 251V252L210 253ZM241 251H240L239 253H238V252H236V253H238V254H237L238 256L243 257L241 254H242L244 251H243V252H241ZM261 251H262V250H261ZM66 252H67V250H66ZM84 252H85V251H84ZM96 252H97V253H98V252L100 253V251H96ZM96 252H95V253H96ZM105 252H107V251H105ZM187 252H188V251H187ZM207 252H205V253H207ZM226 252H227V251H226ZM263 252H264V251H262V253H263ZM99 253H98V254H95V255H97V256H96L97 258L103 256V253H104V252L101 253V255H99ZM107 253H108V252H107ZM168 253H169V252H168ZM236 253H235V254H236ZM240 253H241V254H240ZM260 253H261V252H260ZM260 253H257V254H258V255H257L258 257L261 256ZM262 253H261V254H262ZM104 254H105L104 259H103V257H101V258H99V259H101L103 263L106 261L105 264H106V263H110V264H111V262H109V261L107 262V260H106V259H108V260L110 259V258H107V257H109L111 254H110V253H109V254L104 253ZM157 254H158V253H157ZM172 254H174V255H172ZM212 254H213V255H212ZM263 254H264V253H263ZM35 255L37 256V258H36L37 261H36V262H38V263H36V262H33V263L39 264L41 259L38 260V257L40 258L41 255H39V256H38L37 254H35ZM45 255H46V254H45ZM47 255H46V257L44 256V258H47V257H48ZM54 255H57V256H54ZM71 255H73V252H71ZM76 255H78V252H77ZM98 255H99V256H98ZM107 255H108V256H107ZM147 255H146V256H147ZM149 255H148V256H149ZM165 255H166V254H165ZM184 255H185V254H184ZM205 255H206V254H205ZM208 255H210V254H208ZM259 255H260V256H259ZM28 256H29V255H28ZM62 256H64V255H62ZM78 256H79V255H78ZM78 256H77L76 258H78ZM111 256H112V255H111ZM111 256H110V257H111ZM148 256H147V258L149 259L150 256H149V257H148ZM206 256H207V255H206ZM65 257H66V256H65ZM65 257H64V258H65ZM80 257H79V258H80ZM92 257H91V258H92ZM112 257H113V256H112ZM159 257H160V256H159ZM159 257H156V258H159ZM163 257H165V258H163V259L159 258L158 260H160V259H161L160 261L165 260V261L168 263L169 261H167V260H168V258H166L167 256H163ZM174 257H176V258H174ZM197 257H198V256H196V258H197ZM199 257H200V256H199ZM216 257H217V259H218V258H220L221 256L219 257L218 255H216ZM216 257H215V261H217V260H216ZM0 258H1V257H0ZM41 258L44 260L43 256H42ZM67 258H68V257H67ZM82 258H83V257H82ZM93 258H95V257H93ZM113 258H114V257H113ZM113 258H111V259H112V260H115V258H114V259H113ZM204 258H205V257H204ZM208 258H209V257H208ZM244 258H245V257H244ZM247 258H248V257H247ZM34 259H35V257H34ZM36 259H35V260H36ZM48 259H49V257H48ZM48 259H46V261H48ZM65 259H66V258H65ZM65 259H64V260H65ZM68 259H69V258H68ZM68 259H67V260H68ZM166 259H167V260H166ZM170 259H171V258H170ZM197 259H198V258H197ZM209 259H210V258H209ZM209 259H208V260H209ZM239 259H240V258H239ZM239 259H237V260H239ZM248 259H249V258H248ZM43 260H41V262H43ZM58 260H59L58 258H57V259L55 258L54 260L51 261V262H52L51 264H61ZM70 260H71V259H70ZM82 260H83V259H82ZM82 260L80 261V263H83ZM103 260H105V261H103ZM194 260H195V259H194ZM206 260H207V257H206ZM206 260H205V262H206V264H207L208 261H206ZM240 260H242V259H240ZM243 260H245V259H243ZM251 260H253V261H251ZM251 260L248 261V262L251 263V264H252V263L256 264V261L258 262V264L260 263V262L258 261V258H257V257L254 258V259H251ZM262 260H263V259H262ZM30 261H33V259L30 260ZM78 261H79V259H78ZM160 261H158L156 264H159ZM183 261H184V260H183ZM195 261H196V260H195ZM263 261H264V260H263ZM263 261H262V263L264 264ZM58 262H59V263H58ZM72 262H73V261H72ZM100 262H101V261H100ZM100 262H99V264L102 263V262H101V263H100ZM145 262H146V261H145ZM149 262H150V261H149ZM173 262H176V261H175V260H174V261H173V260H170L169 263H170V264H173ZM205 262H204V263H205ZM209 262H210V261H209ZM240 262H241V261H240ZM240 262H239V264H240ZM103 263H102V264H103ZM115 263L117 264L118 262L115 261ZM120 263H121V262H120ZM147 263H148V262H147ZM161 263H164V262L162 261ZM169 263H168V264H169ZM213 263H214V262H213ZM213 263H211V264H213ZM217 263H218V261H217ZM232 263H233V262H232ZM232 263H230V264H232ZM235 263H238V262L236 261ZM235 263H233V264H235ZM249 263H248V264H249ZM1 264H3V262H2ZM40 264H41V263H40ZM76 264H79V263L76 262ZM85 264H86V263H85ZM112 264H113V263H112ZM123 264H126V262H125V263L123 262ZM127 264H128V263H127ZM142 264H145V263H142ZM151 264H153V263H151ZM188 264H191V263H188ZM192 264H193V263H192ZM194 264H197V263H194ZM214 264H215V263H214ZM219 264H220V263H219ZM241 264H242V263H241ZM246 264H247V262H246Z\"/></svg>", "mask_w": 264, "mask_h": 264}]
</instances>
